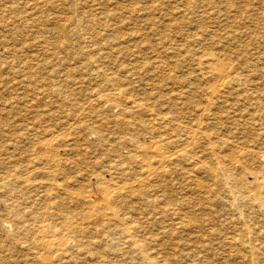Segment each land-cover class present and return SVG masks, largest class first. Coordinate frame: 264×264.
<instances>
[{
  "label": "rangeland",
  "instance_id": "374dc122",
  "mask_svg": "<svg viewBox=\"0 0 264 264\" xmlns=\"http://www.w3.org/2000/svg\"><path fill=\"white\" fill-rule=\"evenodd\" d=\"M198 1L202 2V3H199ZM198 18H200V19H198ZM58 28L61 30L62 33H60V30ZM195 32L202 33V39H200V40L199 39H195V37H193V36H195ZM208 50L211 53L213 52V53H215V54H217L219 56L221 55L220 56V58L222 57L221 60H223V61H225L227 63H229L231 61V65H230V63L228 64V65H230L229 66V73H228L229 75H228V77L229 78L233 77V76L234 77H233V79H231L229 81H228V77L225 78L226 81L229 83V85L226 82V84H224V86H226V87L222 86V88L220 87L221 89L219 88V90H217L218 95H216V96L218 98L215 97V99L217 98V101L215 99L213 100V102L216 101L215 102V106H213V105H212L213 107L211 106V108H212V109L210 108L211 111H209V113L206 115L208 117H205V115H204L200 119V118H196L197 116L199 117V114L197 112L199 111L198 109L201 108V106L203 104H205V99H207L205 93H207L209 91L208 87H204V86H207V85L209 86V84L211 82L213 83L215 78H216V75L214 73H211L210 71H207L208 69H206V67H205V66H207L206 63H207V60H209V58H202L201 59L202 61L200 60V63L202 62L201 63L202 66H201V64L199 65V61L196 59V57L201 56L202 53H204L205 51L209 52ZM239 60H241L242 62L239 61ZM192 61L197 62V63L195 64ZM235 62H237V63H235ZM254 63H255L256 67L254 66ZM84 65H86V67ZM243 65L246 68L242 67ZM250 65H252V66H250ZM87 66H88V68H87ZM232 66H234V67H232ZM96 67L98 69H96ZM253 67H254V71L255 70L256 71L255 72L253 71V73H252L251 71L253 70ZM79 68H81V69H79ZM90 68L93 69L94 71L91 70ZM200 68H202V69H200ZM241 68H243V69H241ZM74 69H75L76 72L73 71ZM84 69H85V72H84ZM235 69H237V71H240V72L235 71ZM257 69H259V70L257 71ZM99 70H103V72L101 71L103 74L100 73ZM104 70L106 71V73L104 72ZM244 70H246V72H244ZM92 74H93V76H92ZM205 74H206V76H205ZM212 74H214L215 77ZM238 74H239V76H238ZM60 75H61V77H59ZM209 75H210V77H209ZM211 75L213 77H211ZM259 75H261V76H259ZM262 75H264V0H195V2H194V0H0V129L6 128L7 126L16 125V124H18V125L20 124L21 125V123L22 124H26V126H31V124H33V125H35V128H36V130H34L35 132L33 131L34 134H35L36 139L37 138L38 139H41V138H45L46 139L47 137L48 138H52L51 140L54 139L52 141L53 146L50 149L53 150V152H57L58 155L63 152L62 155H61L62 157L59 155L60 158L62 159V161H61L62 165H60V167L58 168V166L55 165V162H52V161L50 162V160L49 161H43V160H45V158H48L46 156H48L49 153L45 152L46 151L45 149L38 148V145H37V147H36L37 152L39 151V153H42L43 157H45L44 159L42 158V160H41L42 162H40V164L44 165L43 163H46L47 165H45V166H47V167H45V166L44 167L47 168V170H45V172L48 171V170H50V172L49 171H48V173L42 172V175H41V172L37 173L36 176H39V175H40V177L45 176V177H42V178L38 177L37 180L41 181V180H43V178H44V180L42 182H40V183H37V185L34 187L33 190H31V188L30 189L28 188L27 189L28 193H27V190L24 191V195H22V196H24L23 197L24 199L23 198L22 199H18L19 200L18 204L20 205L18 208L21 211H28V213L31 212L29 210H32V211L35 210V211H33V213H35L36 215L39 214V213L43 214V212H45L46 214L49 213V215H47L48 217L44 216L45 220H47V221H45V223L47 225H49V224L56 225L57 227L60 225L59 227L62 228L63 227V223H60V222H62L61 221L63 219L62 214L66 211V208L64 206L60 205V204L58 205V202L61 203L62 202L61 199L65 198L64 194L66 193V191H69V190L70 191H74L77 188H79L80 190H83L85 192L87 191L86 193H89L90 195H92V194H94V192H96V188H95L96 187V183H95L96 182V180H95L96 177L105 178V179H108V180H110V178H112L111 181L120 180V181L126 182L127 179H129L128 175H123V173H120L121 169L123 170L124 167L125 168L127 167V170L130 171L131 167H132V170L135 171V173H137L138 169H139L137 165H135L136 166L135 167L134 163L131 162L132 161L131 160V153L133 154L135 152L133 149L137 150L136 147H138L139 144H141V145H142V143H147L148 144L150 142V140L151 141H155L157 138L161 139V135L163 134V132H164V134H165V132H166V134L170 133V135H168V136H171L172 140L179 139V140H177L178 142L180 141L179 145L181 143L185 142V139H186V142H187L190 139L188 136H186V135L184 136L185 131L187 129L186 130H182V129H184L185 126L186 127L191 126L195 121H197V119L202 120V122H203L202 129L204 128L206 130V131L204 130L205 132L208 131L207 132L208 134H212V136H211L212 143L216 147H217V144H218V149L221 148L223 153H226L229 150V148L228 149L226 148L228 146L221 147V145H219L220 139L222 137H223L222 138L223 140L227 139L229 141L231 139V141H229V142H233L234 141L233 144H235L236 142L244 141V140H241V139H244V138L245 139L246 138L249 139L248 137H250L253 134V132H254L253 136L250 137L253 141L251 139L248 140L246 145L247 146L249 145L250 148L253 149V150H257L260 147L263 148L264 147V145L262 144V143H264V141H262V140H264V134L262 133L263 131L258 130L257 129V125L256 126L253 125L248 120V118H249L248 116L249 115L251 116V114H254L257 109L259 110L261 105H262L261 108L263 107L262 109L264 110V105H263L264 104V100H263L264 99V87H263L264 86V79H263L264 77ZM108 76H111V78H109ZM236 76H238L240 78H238ZM243 76H245V79H244ZM77 77H78V79H77ZM115 78L118 79V80H115ZM199 78H200V80H199ZM210 78H212V79H210ZM248 78H250V79L248 80ZM258 78H261V79H258ZM60 79L61 80L63 79V80L60 81ZM252 79H253V82H252ZM236 80H237V82H236ZM122 81H123V84L120 85V83H122ZM128 81H129V83L132 82L134 84L131 83L129 85ZM154 81H155V83H157L156 86L153 84ZM232 81H233V83H232ZM60 82H61L62 85L60 84ZM66 82L68 84H66ZM72 82H75V83H72ZM112 82L115 83V85H112L113 84ZM207 82H209V83H207ZM259 82H261L262 85ZM71 83H72V85L74 84L73 86L74 87L76 86V88L73 87V89H72L71 88ZM144 83H145V86H144ZM239 83H241V84H239ZM251 83H252V85H251ZM137 84L143 90L140 89L137 86ZM160 84H161V86H160ZM242 84H243V86H242ZM50 85H51V87H50ZM57 85H58L59 89H61V88L62 89L61 90H59L58 88L54 89V88L57 87ZM230 85H231L232 88L230 87ZM260 85H261V87H260ZM105 86L108 87L109 89L106 88ZM114 86L115 87H121L120 89H122V87L123 88L125 87L124 89H125V91H126L128 96L126 98L122 99V101L124 100L123 102L120 101V100L116 101V99L112 98V97H109V98L108 97L107 98L104 97V99L101 98V99H98V100H94V102L91 101V98L92 99L96 98L95 94H93V93H95V92L99 93L98 90L101 89L102 91L100 92V94H105L109 90H111V88L112 89L115 88ZM129 86L131 87V89H130ZM158 86H159V88H158ZM162 86H163V88H162ZM193 86H195V87L197 86L196 89ZM234 86H236V87H234ZM244 86H245V88H244ZM254 86H255V88H254ZM52 87H54V88L52 89ZM149 87L150 88L152 87L151 88L152 90ZM198 87H199L200 90L198 89ZM69 88L71 90H73V91H71ZM136 88L137 89L139 88V89L137 90ZM153 89H155V90H153ZM188 89H189V91L192 89V91L189 92ZM236 89H237V91H236ZM244 89H247V90H244ZM127 90L129 92H127ZM156 90H158V91H156ZM159 90H160L161 93H159ZM182 90H184V91H182ZM196 90H198V91H196ZM223 90L226 91L227 93L224 92ZM232 90H234V91H232ZM251 90H253L254 92H252ZM66 91H67V93L64 94ZM90 91H91V94H90ZM130 91H132V93L134 92V94L138 95V96L137 97L133 96L134 94L130 93ZM143 91H145V92H143ZM146 91H147V93H146ZM153 91H156V92L153 93ZM180 91H181V93H180ZM185 91H187V92H185ZM202 91H203V93H202ZM228 91H229V93H228ZM235 91H236V93H235ZM255 91H257L258 93L259 92L260 93L263 92V93L262 94L259 93L260 95H258L257 92L255 93ZM57 92L58 93L61 92V93L58 94ZM88 92H89V94H88ZM150 92H152L153 94H150ZM176 92H177V94H176ZM40 93H42V94H40ZM77 93H78V95H77ZM143 94H144V98H143ZM237 94L243 95V96H240V98H238L239 100L235 101V103H233V101L235 100ZM129 95H130V97H129ZM169 95L172 96V97H170ZM173 95L175 97H173ZM245 95H247L248 97H246ZM253 95H255V97L257 99H259L258 100V104H257L259 107L258 106L256 107L255 104L253 103V101H251V98H254ZM256 95H258V96H256ZM140 96H141V98H140ZM158 96H161V97H158ZM188 96H189V98H188ZM203 96H204V98H203ZM223 96L225 97V99H224ZM19 97L22 98V100L18 101V99H20ZM133 97H135V98H133ZM163 97H164V99L166 98L165 99L166 103L164 102V99H162ZM86 98H88V99H86ZM160 98L162 100H159ZM185 98H186L187 101L185 100ZM230 98H231V100H230ZM137 99H138V101L140 100L139 103L143 104L144 107H145V109H143V110L142 109H139L140 111L137 110L138 115H137V113L135 114L134 111L131 112L129 110V109H132L131 108L133 106L132 102H138ZM188 99H190L193 104H190L191 102ZM220 99H221V101H220ZM223 99H224V102H223ZM3 100H4V102H3ZM82 100H83V104L81 103ZM105 100H106V102H105ZM125 100L127 101V103H125L126 102ZM145 100L147 101L146 103H145ZM156 100L159 101V102H157ZM175 100L177 101V103H176ZM200 100H201V102H203V104L200 102ZM225 100L227 101V103H226ZM103 101H104V107H103ZM114 101H116V102H114ZM161 101H163V102H161ZM12 102H16V103H12ZM109 102L112 103V104H109ZM148 102H151V103L149 104ZM180 102H182L184 104V106H182L183 104L180 103ZM196 102H198L199 104L196 103ZM244 102H246V103H244ZM254 102H255V100H254ZM75 103H77V106H76ZM128 103H129V105H128ZM170 103H172L174 105H172V104L170 105ZM220 103H221V106H220ZM240 103H242V104H240ZM97 104H98V106H97ZM114 104H115V106L113 108ZM118 104H119V106H118ZM157 104H158V106H157ZM194 104L195 105L198 104V105L195 106ZM79 105H82V106L79 107ZM120 105H122V106H120ZM93 106H95L96 108L95 107L93 108ZM106 106L108 107L107 109H106ZM116 106H118L119 108H117ZM128 106H130V107H128ZM153 106H154V108H153ZM161 106H164V107H161ZM170 106L174 108V109L173 108L171 109L172 111H174V113L169 109V108H171ZM177 106H179V110H177L178 109ZM181 106H182L183 110H182ZM189 106H192V108H189ZM77 107L80 108V109H78ZM91 107L93 108V110H92ZM232 107H233V109H232ZM243 107H248V108H243ZM255 107L257 109H255ZM122 108H123V110H122ZM127 108H128V110H127ZM214 108H216V109H214ZM218 108H219V111H218ZM220 108H222V109H220ZM88 109H89V111H88ZM96 109L97 110L99 109V110L97 111ZM153 109H155V110H153ZM157 109H159V110H157ZM190 109L191 110L193 109L194 112L191 111ZM225 109L227 111H225ZM228 109H230V110H228ZM244 109L245 110L247 109L246 111H248V112H246ZM262 109H260V111H263ZM166 110H167V112H166ZM220 110H221V112H220ZM250 110L252 111V113H251ZM68 111H70V112H68ZM79 111L82 112V113H80ZM116 111L117 112L120 111L121 113L119 114ZM126 111H128V112H126ZM162 111L164 113H162ZM170 111H171V114H170ZM188 111H189V113H188ZM216 111H218L216 113L217 115L215 114ZM241 111H242V113H241ZM32 112H34L35 114H33ZM71 112H74V113L71 114ZM91 112H93L92 115H91ZM96 112H98V113H96ZM211 112L213 114H215V116H213V117H217L218 115H221V116L217 117V118H219V121L217 120V118H213L212 117V113ZM235 112H237L238 114L235 113ZM243 112H245V113H243ZM249 112L251 114H249ZM29 113H31V114H29ZM68 113H70L71 116ZM94 113H95V115H94ZM101 113H102V115H101ZM112 113L113 114L115 113V115L111 116ZM166 113H169L170 115L166 114ZM225 113L228 114V115L226 116ZM27 114H29V115H27ZM96 114H97V116H96ZM109 114H110V116H109ZM116 114H117L118 118L114 117V116H116ZM130 114L131 115L134 114V115H132V117H131ZM164 114H165V116H164ZM176 114H177V117H176ZM259 114H260V116H257L258 115L257 114L254 117L257 118V119H260V122H261V118L263 116V118H262V122H263L264 121V111L262 113H259ZM105 115H107L108 118ZM125 115H126V117H125ZM128 115H129V120H127L126 126H123L126 123V122H123L124 121L123 116L125 117V120H126ZM192 115H194V116H192ZM223 115H225V116H223ZM236 115L237 116L239 115V118ZM74 116H75V118H74ZM92 116L95 119L96 118L97 119L95 120ZM137 116H140V117H137ZM158 116H164L165 120H163V122L161 121L162 122L161 123L159 118H158ZM228 116L231 117L232 119L234 118L233 119L234 121L232 120L234 122V124L233 123L232 124H233V126L235 125L234 126L235 129H234V127H232V124H231L232 121H230V118ZM101 117L105 118L104 120H102V122L104 121L103 122L104 124L100 120ZM149 117H151V118H149ZM170 117H172V118H170ZM174 117H176V119ZM192 117H195V118L192 119ZM227 117L229 118V120L227 119ZM81 118H83V119L81 120ZM91 118L94 119V120H92ZM130 118H131V120H130ZM132 118H135V119H137V118L141 119L142 118V119H141V122H140L138 119H137L138 121H136L135 119H132ZM167 118L168 119L170 118V119L168 120ZM203 118H205L206 120L203 119ZM236 118H237V120H236ZM117 119H119V121H117V122H119V124L116 122ZM122 119H123V121H122ZM225 119H227V121L230 122L231 125L229 123H227V121ZM238 119H240V120H238ZM78 120L81 121L82 123L81 122L79 123ZM181 120H183V121L180 122ZM187 120H188L187 123L184 122V121H187ZM241 120H246L248 122H246V121L243 122L242 121L243 122L242 123V122H240ZM85 121H87V122H85ZM92 121H94V122H92ZM105 121H107V122L109 121V122L106 123ZM154 121L157 122V124ZM174 121H175V123H174ZM204 121H205L206 124L204 123ZM33 122L34 123L36 122V124H34ZM42 122H43V124L45 123L44 127H43ZM95 122L97 124H95ZM135 122H136L137 125L135 124ZM212 122H220V123H216L218 125L217 126V125H215V123H212ZM221 122L223 123V125H220ZM235 122H236V124H235ZM91 123H93L95 125H93V124L91 125ZM112 123L115 126H113ZM143 123L146 124V125H144ZM184 123H186L188 125H186V124L184 125ZM210 123H212V124H210ZM238 123L239 124L242 123L241 124L242 126H245V124H246V126L243 127V129H245V130L248 129V130L245 131L246 135H244L245 132H244L243 129H241L242 128L241 125L238 126L239 125ZM77 124H79L80 127ZM82 124H84V125H82ZM128 124L129 125L131 124V127ZM164 124L166 125L167 128H169V129L173 128V129L169 130L166 127L164 129V126H165ZM105 125L106 126L108 125L107 128H105L106 127ZM127 125H128V127H127ZM155 125L157 126V130L155 128L156 127ZM160 125H162V126H160ZM204 125H206V126H204ZM209 125H212V127L210 128ZM251 125H252V127H250ZM46 126H50V127H48L46 129ZM89 126H93V127H89ZM111 126L114 127V130H111V129H113ZM138 126L140 128V132L143 135H141L137 131V130H139ZM147 126H148V128L146 129ZM226 126H227V128H226ZM228 126H231V128L234 129L235 132L232 131L231 128L228 129ZM247 126H249L251 129L248 128ZM60 127H62V129ZM69 127H71V128H69ZM74 127H75V129L77 131H75ZM84 127H85V129H84ZM97 127H99L98 128L99 130L97 129ZM120 127L121 128L123 127L122 128L123 131L120 130L121 129ZM213 127H214V129H213ZM50 128H51V130H50ZM78 128H80V129H78ZM90 128L94 129L96 133L94 131H92V129H90ZM135 128H136V130H135ZM175 128L177 129L178 132L176 131ZM209 128H210L211 131L213 130L214 132L213 131L210 132V130H208ZM37 129H39V130L41 129V131H42L41 134H40V131L37 130ZM54 129L56 130L55 132H54ZM59 129H60L61 132L59 131ZM82 129H84V131ZM102 129H104V132L106 130V132L104 133ZM132 129H134V130H132ZM215 129H218V130L216 131ZM219 129H221L220 130L221 132L223 131V134L220 133ZM47 130H49V132L51 131L50 134H49V132ZM129 130H131L132 132L129 131ZM172 130L175 131L174 133H176L178 137H176V134H174L172 132ZM241 130L244 132V134H243V132ZM249 130H251V131H249ZM253 130H256V131H253ZM257 130H258V133H257ZM68 131H69V133H68ZM71 131L74 134H73L72 137H69L70 135H72ZM79 131H80V134H78ZM99 131H101L102 133L99 132ZM236 131H238V132L241 131L240 132L241 134H239ZM260 131H261V133H260ZM37 132H38V134H37ZM130 132H131L132 135H134L133 137L135 139L136 138L138 139V143H136V142H135V144L134 143H127L125 141H124L125 143L121 142V140L124 137L127 138L130 135ZM144 132H145V134H144ZM53 133L56 134V135H54ZM57 133H58V135H57ZM66 133H67V135H66ZM98 133L99 134L101 133L100 137L98 136L99 135ZM111 133H113V134H111ZM151 133L153 134V136H152ZM160 133H161V135H160ZM178 133H180V134H178ZM214 133H215V135H214ZM236 133H238L239 135L238 134L235 135ZM249 133H250V136H249ZM43 134L44 135L47 134V135L44 136ZM59 134H61V135H59ZM102 134H105V135H102ZM125 134H127V135H125ZM135 134H136V136H135ZM154 134H155V136H154ZM157 134H158V136H157ZM220 134H221V137H220ZM65 135L67 136L66 138H65ZM77 135H79L81 137H79ZM109 135H112V136H109ZM144 135H146L147 137L144 136ZM240 135L242 136V138H240L241 137ZM0 136H1V134H0ZM56 136H58V137H56ZM97 136L99 138H97ZM106 136H108V137H106ZM137 136H139V137L143 136L142 137V139L144 138L142 140L143 142L141 141V138H139ZM235 136H237V137H235ZM238 136H240V137H238ZM30 137L31 136L28 137V141L31 140V142H33L35 137L34 138H32L33 136L31 138ZM227 137H229V138H227ZM82 138L83 139L86 138V139H84L82 141L81 140ZM114 138H116V139H114ZM218 138H220V139H218ZM69 139H71L72 141L69 140ZM100 139H102V140H100ZM145 139H147L148 141L145 140ZM214 139H216V140H214ZM65 140L68 143L64 144L66 142ZM77 140H79V141L76 142ZM85 140L88 141V142H85ZM23 141H25V140H23ZM59 141H60V143H59ZM73 141L76 142V143H73ZM105 141L112 148L109 147V145H107V144L105 146ZM201 141L200 140L199 141L196 140L195 143H193L194 145L193 144L189 145V149H188L189 156H191L193 154L192 152H195V151L196 152L194 154L197 155L196 156V155L193 154L194 155V156L192 155L193 158L189 157L190 158L189 160H192L193 162L192 161L190 162L189 160H185V159H180L177 162H176V160H174L173 162H171L169 164L168 163L165 164L167 167L164 166V168H163V170L161 172L153 174L149 178V179H151V181L150 180H146V181L142 182L143 184L140 183V184L136 185L137 188H138L139 185H140L139 187H143V188H148L146 186H149L148 191H147V189H143V188L142 189L140 188L139 191L137 189L136 190H137L138 193H141V194H142V192L143 193H147L148 192L147 194H150V193L153 192L152 194L149 195L155 201V202L151 203V204H153L152 207L149 208V206H151V204L147 203V205H149L147 207L149 209H147L144 206V205H146L145 202H143V204L141 206H138L137 202H138L139 196H135L134 197V196H130L131 195L130 193H126V194L124 193V194H121V197H120L121 199L124 198V199L121 200V203L125 200L124 204L126 203L125 205L128 206V207H126L122 203L123 206H121V207L123 209L121 208L122 209L121 211L123 213L122 212L121 213L122 214L125 213L124 216L127 215L126 217H128L127 219H128L129 222L130 221H132V223H137L138 222L139 224L141 223L140 225H142V226H145L148 223V225L151 226L152 229L149 228L148 225H147L148 228H147V226H145L147 232L149 231V233L146 234L147 237L149 235H151L153 232H155L153 234L157 233L160 236H162V237H160V240L162 241L164 239V242H165V243H163L164 245L162 247H164V248L166 246L167 247L165 249L161 247L163 250L158 249L160 251L159 254L162 255V256H160L159 254H157L158 262L160 263L161 262L160 260H162V262L160 264H171L170 262H172V261H169V260H173V259H174L173 260L174 264H187V263L188 264H196V263H194L195 260H196V262H199V259H201V262H199V264H206V263L207 264H214V263L215 264H219V263H221V264H232V263H235V262L237 264H250V263L254 264L251 260H250L251 262L249 261L250 263L248 262L249 254L245 253V251L243 249H240L241 252H238L236 250V248H235L236 252H238V254H236V252L234 250L235 246L230 244V243H228V242L226 243L227 240L225 239V237H229V236H226V234L227 235L236 234L235 236L238 238L239 235H237V234H238V229L240 227L239 226L240 224H238L236 222L235 223V227L232 225V224H234L235 220H233L234 216H233L231 210L230 209L228 210V208H229V207H227L228 203L225 202L227 198L225 199L226 195L224 194L223 188L217 183H216V185H214V184L212 185V186H214L213 188L211 186V184L213 183V182H211V180H212L211 179V175H209L210 173L206 171L207 167L205 168V166H209V164L212 162V160L209 159L210 156L207 155V152H208L207 148H210L211 146H208L210 144H208L206 141H202V142ZM217 141H219V143H217ZM259 141H260V143H259ZM26 142H27V140H26ZM70 142H72V143H70ZM108 142H110V143H108ZM139 142H141V143H139ZM252 142H254V143H252ZM82 143L84 144V147L87 146L88 149L85 148V150H84V148H82L83 147ZM250 143H251V145H250ZM26 144H28V143H26ZM75 144H77L78 148H77V146H75ZM252 144H255V145H252ZM260 144H261V146H260ZM72 145H74V146H72ZM80 145H82V146H80ZM88 145L90 147V151H88L89 150ZM93 145L95 147H98L99 149L98 148L95 149V147ZM115 145H116V147H115L116 150L113 148V146H115ZM184 145L185 144H181L180 147L184 146ZM205 145H207V146H205ZM59 146H61V147H59ZM65 146L67 148H65ZM120 146H121V148H119ZM132 146H134V147H132ZM71 147H72V149H71ZM123 147H125V149H123ZM75 148H76V151L74 150ZM91 148H92V150H91ZM106 148H108L107 149V150H109L108 152H107ZM202 148H205V149L203 150ZM224 148H226V149H224ZM55 149H56V151H54ZM57 149L59 150L60 153L58 152ZM62 149H64V150H62ZM111 149H113V150H111ZM119 149H122V150H119ZM130 149H132V150L129 152ZM191 149L192 150L196 149V150H193L191 152ZM197 149L198 150L200 149L199 150L200 152H197L198 151ZM231 149H233V148H231ZM51 150H49V151L51 152ZM125 150H127V152H125ZM203 151H205V152H203ZM79 152H80V154H78ZM83 152H84V155H83ZM86 152H88V153H86ZM117 152L119 153V155L122 154L121 156H123V157L119 156ZM45 153H47V154L44 155ZM85 154H87V155H85ZM88 155H90V156H88ZM113 155H115V156L113 157ZM67 156H69V157H67ZM207 156H208V158H207ZM65 157H66V159H65ZM116 157H118L119 159L116 158ZM120 157H121L122 160L120 159ZM202 157H205L208 160H206L205 158L203 159ZM114 158H115V161L113 160ZM202 159H203L204 162L202 161ZM260 159H261L260 162L263 163L264 158L262 157ZM63 160H66V161H63ZM79 160L82 161L83 164H82V162L80 163ZM109 160L111 161V164L109 163L110 162ZM210 160H211V162H210ZM70 161H72V162H70ZM92 161H93V163H91ZM94 161L99 162L101 165L99 163L96 164V162H94ZM75 162H77V163H75ZM112 162H114L115 165ZM196 162H197V164H196ZM175 163H177V164H175ZM185 163H187V164H185ZM204 163H205V165H204ZM213 163H214V161L212 162V164ZM244 163L245 164L247 163V167L252 169V170H254V169L256 170L257 168L258 169L261 168V169L264 170V167H263L264 165L261 166L259 164L258 165L259 167H257L256 166L257 164L256 165L253 164L254 166H256V167H254L249 161H247V162L244 161ZM249 163L251 164V166H250ZM90 164H93L94 166H92ZM180 164L181 165L184 164V165H182L183 167ZM199 164H200V166H199ZM68 165H70V167H68ZM83 165L86 168H84ZM96 165H97V167H96ZM118 165L123 166V167L122 168H117L116 166H118ZM187 165H189L190 167L187 166ZM102 166H105V167H102ZM106 166H107V168H106ZM191 166H192V168H191ZM52 167H53V169L51 170ZM55 167H56V170H55ZM67 167L69 169H67ZM80 167H82L81 170L85 171L87 174L85 172L82 173V171L80 170ZM87 167H90V168H87ZM184 167H185V171H183ZM196 167H197V169L194 170V168H196ZM72 168H74L73 169L74 171L72 170ZM169 168L172 169V170L168 171ZM176 168H177V171H175ZM198 168H200L201 170L202 169H204V170L201 171ZM75 169H78V170H75ZM90 169H92V170H90ZM58 170H60V171H58ZM93 170H94V172H93ZM97 170H99V171H97ZM114 170L116 171L115 174H114V172H115ZM62 171L63 172H67L66 175ZM103 171H105V172H103ZM180 171H181V173H178ZM198 171H199V173H197ZM60 172H62V173L59 174ZM73 172H76L77 174L73 173ZM169 172L170 173L172 172L171 174L174 173L173 174L174 176L173 177L170 176L171 174L169 175ZM206 172L208 173L209 177L206 176L207 175ZM50 173H52V175ZM176 173H178L180 176L176 177V176H178V174L176 175ZM185 173L188 174V175H186ZM203 173H204V175H203ZM63 174L65 175L64 176L65 178L62 177ZM112 174H113V176H112ZM157 174H158V179L159 180L156 179L157 178V176H156ZM182 174H183V176H182ZM200 174L202 175V177H201ZM49 175L52 176V177H50ZM58 175H60V176H58ZM92 175H94V176H92ZM129 175H131V174H129ZM184 175H186V176H184ZM197 175L200 176L201 178L198 177ZM36 176H35V178H36ZM70 176H71V178H70ZM83 176H85V177H83ZM161 176L162 177L164 176V177L162 178ZM181 176H182V179H181ZM59 177H60L61 180H59ZM160 177L162 179H165V180L160 179ZM207 177H208V179H207ZM74 178L77 179L80 182V184H79L78 181L75 182ZM153 178L155 180H153ZM189 178H191V179H189ZM192 178H194V179H192ZM64 179L66 180V182L63 181ZM67 179H72L73 181L72 180L70 181V180H67ZM86 179H88L89 181L86 180ZM131 179H132V177H131ZM173 179H174V181H173ZM180 179L183 182L180 181ZM157 180H158V182H157ZM167 180H168L169 183L167 182ZM61 181L63 183H60ZM85 181L88 182V183H86ZM195 181H198V184ZM207 181L208 182L210 181L209 184H208ZM57 182H58V184H57ZM68 182L71 183V184H69ZM77 182H78V184H77ZM81 182H85V183H81ZM150 182L154 183V188H151V185L153 183L151 184ZM163 182H164V184L162 185L161 183H163ZM176 182L179 183V184H177ZM74 183H75V185H78V186H75ZM157 183L159 185L161 184L163 188L161 187V185L160 186L157 185ZM180 183H181V185H180ZM192 183H194V184H192ZM54 184H56L57 186L56 185L54 186ZM64 184H65L66 187L64 186ZM144 184H145V186H144ZM155 184L157 185V187H156ZM176 184H177V186H176ZM182 184H183V186L185 188V189L183 188L184 190H182V188H181V187H183ZM190 184H192V185H190ZM196 184L198 185V187H197ZM45 185H47V186H45ZM67 185H69V186L72 185V187L68 188ZM193 185H194L193 188L196 187L193 190L194 191H198V193L200 192L199 194H197V192H195L196 193L195 194L194 191H192V187L191 186H193ZM40 186L46 187V189L43 188V187H40ZM73 186H75V187H73ZM165 186L167 188H165ZM168 186H169L170 190H168ZM185 186H187V187H185ZM215 186H217L218 189H216L217 187H215ZM136 187H134V188H136ZM39 188H42V190L44 192L41 189H39ZM87 188H88V190H87ZM91 188L93 189V191H91ZM155 188H157V189H155ZM159 188H161V189H159ZM178 188H181V189H178ZM190 188H191V190H190ZM47 189H49V191L50 190L51 191L49 192V191H47ZM64 189H67V190L65 191ZM79 189H77V190H79ZM197 189H199V190H197ZM202 189H205L206 191L202 190ZM211 189H212L213 192L211 191ZM36 190H37V192H36ZM156 190H158V192ZM171 190L173 191L174 194H172ZM176 190H177V192H176ZM180 190H182L185 193V195ZM186 190H188V191H186ZM222 190H223V192H221ZM33 191H34V194H33ZM162 191H163V194H164V196L162 198L160 197L162 195L154 197V195H158V193L162 194ZM201 191H203V192L201 193ZM38 192H39V194H38ZM40 192H42V193H40ZM47 192L49 194H47ZM53 192H54V194H56L55 196H54ZM164 192H166L167 194H165ZM175 192L177 193V196H176ZM209 192H210V195H209ZM219 192H220L222 197L225 196L224 199H222V197H220V194H218ZM170 193H171V195H170ZM205 193H207V194L205 195ZM61 194H62V196H60ZM191 194H192V197H193V194H195L196 197L194 196L192 198L190 196ZM200 194H202V195L200 196ZM26 195H27V198L25 197ZM32 195H34V196H32ZM182 195L185 196V198L182 197ZM188 195H189V197H188ZM125 196L127 197L126 199H125ZM171 196H173V201H172V199H170ZM174 196H176V198ZM213 196L215 198H213ZM43 197H44V200H46V201L43 200ZM54 197H57V199L56 198L54 199ZM156 197H157V200H155ZM186 197L189 198V200ZM201 197L203 199H201ZM158 198L163 199V201L165 200V202L169 203V205H170V203L174 202L175 200H177V201H175L174 203H176L179 200H182L184 198V200H182V202L180 204L176 203L174 205V203H172L170 205V207L173 208V209H174V207H176L177 209H175V210H177V212L180 210L178 212L179 214L175 215V217L174 216L171 217V215L166 217V216H157V215L153 214L154 210L156 212H158L156 210L157 208H155V206L158 207V205H160L161 202H162L163 206H166V205H167V207L169 206L167 203L163 202L162 200H160ZM191 198H192V200H190ZM51 199H53V201ZM58 199H60L61 201H59ZM135 199H137V200H135ZM207 199L208 200L211 199V200L208 201ZM20 200H23V201L21 202ZM139 200H140V198H139ZM168 200H171L172 202L171 201L169 202ZM28 201H30V202H28ZM63 201L65 203L69 204V206L66 204L68 207H70V208H67V212L78 210V208L75 209L76 205L74 203H68L67 200H64V199H63ZM195 201H198V202L196 203ZM31 202L34 203V204L32 205ZM37 202H40V203L37 204ZM44 202L46 203V205H45ZM189 202H191V203H189ZM201 202L202 203L205 202L204 203V206H205L204 208L202 207L203 205H202ZM130 203H135V206H134V204H131L132 206H130ZM194 203H195V205L196 204L197 205L192 208L191 206H193V205H191V204H194ZM220 203H221V205H219ZM1 204H2V206H1ZM185 204L187 205L186 209L183 208V206L186 207ZM198 204H199V206L201 208L197 207ZM215 204H216V206H215ZM21 205L25 206V207H22ZM28 205H29V208H26V207H28ZM34 205L39 206V207L35 208L36 206L34 207ZM40 205H41V207H40ZM43 205L46 206L45 207L46 209L44 208ZM136 205L138 207H140L139 210L137 209ZM222 205H224V207L226 206L225 207L226 209ZM32 206L35 209L31 208ZM49 206H52V207H49ZM133 206H134V208H132ZM189 207L192 208V211L189 210V209H191ZM210 207L213 208V210ZM39 208H42V209H39ZM60 208H61V213L62 214L59 213L60 212V210H59ZM129 208H131V209H129ZM220 208H221V211L223 209H225V211H222V213H221V211L219 210ZM48 209L49 210H53V211L48 212ZM136 209H137L138 212L142 213V214L140 213L141 216H140L139 213H136L137 216L134 215V217H133V214H135L134 211H136ZM141 209H143V210H141ZM187 209L189 211H187ZM205 209H207V210L205 211ZM126 210H128V212ZM149 210L151 212L150 213L151 215H149ZM6 211H7L6 204H4L3 201H0V213L2 212L0 214V218H4V216H6L8 218V220H11L12 219L11 218L12 214L8 215ZM54 211L56 213H52ZM124 211H126L127 213L124 212ZM199 211H202V214L204 212V216H205V214L207 212L210 213V214L207 213V215H206L207 217L205 216V218L207 220L204 218V216H202L201 212H199ZM219 211H220V215H219ZM57 212H58V214H57ZM187 212H188V214L192 213L194 215L193 216L191 215V218L188 219L190 214L189 215L187 214L188 216L185 215ZM182 213H184V214H182ZM216 214L218 215V218L217 217L215 218ZM146 215H149V216H146ZM152 215L153 216L155 215L156 218L158 217L159 220H160V218H162L161 220L163 221V223H161L162 222L161 220H160V223H157V222H159V220H157L155 218V216H154V219H153ZM195 215L200 216V217L197 218V216L195 217ZM210 215H212V216H210ZM222 215H224V216L222 217ZM58 216H59L60 219L58 218ZM131 216H132V218H130ZM179 216H180V219L177 220L179 218ZM226 216H227V218H226ZM230 216H232V217H230ZM201 217H202V219H201ZM133 218H134V220H132ZM144 218H147V222H146V220ZM182 218L184 219L183 221H182ZM196 218L199 219V220H196ZM208 218H211L212 220L214 218V222L215 223L213 221H211V219H208ZM219 218H221L224 221H222ZM193 219L195 220V222L193 221ZM58 220H59V222H58ZM140 220H142V221L140 222ZM151 220H152V222H151ZM169 220H171V221H169ZM174 220H175V222H172ZM202 220H204V221H202ZM229 220H231V221H229ZM177 221H178V223L180 221L184 222L183 226L186 223L185 224L186 227L183 228V226H182L183 229L179 230L178 227L181 228V225L180 226H176V225H179V224H177ZM188 221H190V222H188ZM207 221H209V222H207ZM225 221H226V223H225ZM166 222H168V223L172 222V224H170V223L168 224ZM199 222H200V224H199ZM212 222L214 223L215 226H214V228H212L210 230L211 231L210 232V231H208L207 228L213 227V223ZM22 223H24L25 225L22 224ZM138 223H137V225H139ZM150 223H152L153 225H150ZM175 223H176V225H175ZM196 223H198V224H196ZM223 223L226 224V225H224ZM12 224H14V223H12ZM18 224H17L18 227H23V226L27 227V225H29L30 223L26 224V222L22 221V222H19ZM57 224H59V225H57ZM157 224H158V226L156 227ZM159 224H160V227H159ZM166 224H168V226H166ZM202 224H204L205 226L202 225ZM211 224H212V226H211ZM161 225L162 226L164 225V226L161 227ZM172 225L175 226V227H173ZM198 225H200V226L202 225L201 228H200V226H199V228H197L196 226H198ZM0 226H1L0 227L1 228L0 229V231H1L0 232V236H2V237H0L1 238L0 239V242H1L0 243V247H1V249H3V247H4V250H2V252H0V259H1L0 263L1 264H4V263L5 264H7V263H9V264H29L31 262L30 264H38V263H34V262H36L35 261L36 260V258H35L36 256H35V253H34L35 248L33 249V246L35 247V244L32 243L31 241H35V239H33V237H32L34 235H30L33 230L22 231V230L19 229L17 231V229H15V228L12 229V227L14 226L13 225L10 228L11 230L8 233V232H5L6 230H3L1 221H0ZM153 226H154V228H153ZM14 227H16V225ZM167 227H169V228H167ZM189 227H191L190 230H189ZM31 228H33V227H31ZM170 228H172V229H170ZM174 228H176V229H174ZM228 228L229 229L232 228L230 230V232L228 231L229 230ZM155 229H158V230L155 231ZM167 229H170L171 231L167 230ZM201 229H202V231H201ZM223 229H226V230L228 229V230L226 232V230H223ZM214 230H216V232H214ZM168 231H170L168 233L170 236L168 234H165ZM173 231H176V232H173ZM179 231L183 232V233H180ZM192 231H193V236L191 237V235H192L191 232ZM205 231H206V235H205ZM10 232L12 233V236H11ZM171 232H172V234H170ZM178 232H179L180 235L178 234ZM198 232L202 233V234L200 235ZM184 233H185V235L186 234L187 235L186 236L183 235ZM13 234H14V236H13ZM19 235H20V237H19ZM174 235H176V236H174ZM26 236H28L29 238L26 237ZM197 236H199V237H204L205 236V237L203 238V240H202V238H199L197 240V238H196ZM208 236H210V237H208ZM218 236H222L223 238L222 237H218ZM6 237H8V238H6ZM169 237L171 238V240H170ZM158 238H159V236H158ZM176 238H180V239L178 240ZM183 238H184V240L187 239L188 241L186 240L185 241L186 243L182 242V241H184ZM210 238H211V240H210ZM17 239L20 242L22 241L21 243L24 244V245H21L20 242H17L18 244L15 243L17 241ZM207 239H209V240H207ZM172 240H174L176 242H172ZM194 240H196V241L193 243ZM166 241H168V242H166ZM191 241H192V244H189V243L187 244V242L191 243ZM197 241L200 242L199 244L201 246L198 244ZM204 241H205V243L207 242V244L211 243L210 245H208V248L206 246L207 244L203 243ZM212 241H214V243ZM3 243H4V245H3ZM10 243H12V244H10ZM172 243H173L174 246H172ZM28 244L29 245L31 244L30 246H31V248L33 250L30 248V246ZM170 244H171V246H169ZM176 244H177V247L175 246ZM197 244H198V246H197ZM220 244H222V246H220ZM211 245L214 248L209 247ZM223 245H224V247H223ZM229 245H230V248H228ZM7 246H8V248H7ZM193 246H195V247L197 246L196 250H195V247H193ZM225 246H227V247H225ZM13 247L16 248V250ZM111 247H113V245ZM111 247L108 246V245L99 244L97 246V248H96V251L92 252L93 254H89V255L88 254L87 255L86 254H81V255L84 256V257L82 256L83 258L81 257V255H78L79 257L75 256V258L73 259L72 264H75V263L76 264H90V263L91 264H96V263L97 264H104L103 262H105V263L107 262L106 264H115L116 260H118L117 264H122V263L123 264H132V262H129V257L131 255H130V253H128L127 249L124 250L126 252L117 250L118 251V253H117V251L115 249L111 248ZM181 247L182 248L184 247L182 249L184 252L181 250ZM199 247H200V250H199ZM201 247H203V248H201ZM5 248L7 249V251H6ZM226 248H227V250H226ZM9 249H11L12 252L14 250V254H12L11 250L9 251ZM27 249L29 250V252L27 251ZM111 249H113V250H111ZM153 249L156 250L155 247ZM190 249H191V252H190ZM216 249H217V251L220 252V254H219V252H217V253L215 252ZM228 249H230V251H228ZM168 250H169V252H168ZM194 250L196 252H198L199 254L201 253V256L198 253H196ZM209 250H210V253H209ZM98 251H100L101 253L98 252ZM110 251H112L113 254ZM178 251H180V252H178ZM204 251L208 255H206V254L203 255ZM22 252H25V253H22ZM187 252L190 253V254H188ZM224 252H226V253H224ZM242 252H243V254H241ZM96 253H97V255H96ZM99 253L101 254L100 256L98 255ZM125 253H126V255H125ZM176 253L178 254V256H177ZM221 253H223V254H221ZM25 254H28V255H25ZM117 254H120V255L117 256ZM166 254H169V255L172 254L171 255L172 259L170 258V256H168V255L166 256ZM191 254H193V255H191ZM210 254H212V255L210 256ZM226 254H227V256H226ZM95 255L98 258H96ZM236 255H238V256H236ZM106 256L110 260L107 259V261H104L106 259ZM189 256H190V259H189ZM192 256H194V257L192 258ZM196 256H198V258H199L198 260L196 259L197 258ZM215 256H217V257L215 258ZM103 257H105V259ZM123 257H125V258L127 257V259H125ZM175 257L177 259H175ZM220 257H222V258H220ZM223 257H225V258H223ZM246 257L248 259H245ZM78 258H80L79 259L80 261L78 260ZM90 258H91V260H89ZM183 258H186V259L183 260ZM211 258H212V261H211ZM97 259L99 261L96 262L95 260H97ZM167 259H169V260H167ZM204 259H206V260H204ZM220 259H222L223 262H221ZM241 259H242V261H241ZM108 260L111 261V263ZM225 260L226 261L228 260L227 261L228 263ZM230 260H232V261H230ZM173 262H172V264H173Z\"/></svg>",
  "mask_w": 264,
  "mask_h": 264
},
{
  "label": "bare ground",
  "instance_id": "6f19581e",
  "mask_svg": "<svg viewBox=\"0 0 264 264\" xmlns=\"http://www.w3.org/2000/svg\"><path fill=\"white\" fill-rule=\"evenodd\" d=\"M194 2H195V0H194ZM199 2V1H198ZM199 3H202V2H199ZM199 6V5H198ZM201 7V6H200ZM31 10V9H30ZM208 13V12H207ZM200 17V16H199ZM198 19H200V18H198ZM79 22V21H78ZM81 24V23H80ZM79 25V24H78ZM59 29V28H58ZM60 30V29H59ZM60 33H62L61 32V30H60ZM193 37H195V39H202V33H199V32H195V36H193ZM88 41V40H87ZM207 51V50H206ZM204 52V53H202V55L201 56H198V57H196V59L199 61V65L202 63H200V60L202 59V58H209V60H207V63H206V65L207 66H205L206 67V69H208L207 71H210L211 73H214L215 75H216V78H215V80H214V82L211 84H209V86L207 85V86H204V87H208V92L207 93H205L206 94V98L207 99H205V104H203V102H201V100H200V102L203 104L202 106H201V108H199L198 110V114H199V117L197 116L196 118H202L204 115H205V117H208V116H206L208 113H209V111H211L210 110V108H211V106L213 105V106H215V102L217 101V96L216 95H218V92H217V90H219V88L221 87L222 88V86H224V84H226V79L225 78H227L228 77V73H229V66L231 65V61L229 62L230 63V65H228L229 63H227V62H225V61H223V60H221V58H220V56L219 55H217V54H215V53H211L209 50V52ZM197 54V53H196ZM84 57V56H83ZM193 59V58H192ZM195 59V58H194ZM229 59V58H228ZM196 60V61H197ZM197 61V62H198ZM202 61V60H201ZM238 61V60H237ZM239 61H241V60H239ZM248 61V60H247ZM192 62H194V61H192ZM197 62H194L195 64L197 63ZM206 62V61H205ZM242 62V61H241ZM255 62V61H254ZM235 63H237V62H235ZM240 63V62H239ZM244 63V62H243ZM242 63V64H243ZM246 63V62H245ZM263 63V62H262ZM234 64V63H233ZM259 64V63H258ZM245 65V64H244ZM242 66V67H245V66ZM260 65V64H259ZM85 67H86V65H84ZM201 66H202V64H201ZM236 66V65H235ZM250 66H252V65H250ZM249 66V67H250ZM254 66H255V63H254ZM84 67V68H85ZM232 67H234V66H232ZM237 67V66H236ZM256 67V66H255ZM87 68H88V66H87ZM102 68V67H101ZM240 68V67H239ZM246 68V67H245ZM261 68V67H260ZM79 69H81V68H79ZM91 69V68H90ZM96 69H98L97 67H96ZM200 69H202V68H200ZM234 69V68H233ZM232 69V70H233ZM241 69H243V68H241ZM248 69V68H247ZM256 69V68H255ZM78 70V69H77ZM91 70H93V69H91ZM249 70V69H248ZM247 70V71H248ZM251 70V69H250ZM259 69H257V71H258ZM73 71H75V69L73 70ZM90 71V70H89ZM94 71V70H93ZM97 71V70H96ZM100 71V73H102L103 72V70H99ZM98 71V72H99ZM102 71V72H101ZM195 71V70H194ZM199 71V70H198ZM202 71V70H201ZM200 71V72H201ZM206 71V72H207ZM235 71H237V69H235ZM253 71H254V67H253V70L251 71L252 73H253ZM256 71V70H255ZM254 71V72H255ZM76 72V71H75ZM82 72V71H81ZM84 72H85V69H84ZM104 72L106 73V71L104 70ZM237 72H240V71H237ZM244 72H246V70H244ZM79 73V72H78ZM77 73V74H78ZM95 73V72H94ZM104 73V74H105ZM195 73V72H194ZM205 73V72H204ZM210 73V74H211ZM262 73V72H261ZM103 74V73H102ZM196 74V73H195ZM207 74V73H206ZM206 74H205V76H206ZM214 74H212L213 76H214ZM236 74V73H235ZM234 74V75H235ZM241 74V73H240ZM255 74V73H254ZM258 74V73H257ZM79 75V74H78ZM95 75V74H94ZM211 75V77H213ZM245 75V74H244ZM71 76V75H70ZM73 76V75H72ZM92 76H93V74H92ZM201 76V75H200ZM233 76V75H232ZM238 76H239V74H238ZM238 76H236V77H238ZM247 76V75H246ZM253 76V75H252ZM257 76V75H256ZM259 76H261V75H259ZM263 77H264V75H262ZM59 77H61V75L59 76ZM106 77V76H105ZM109 78H111V76H108ZM208 77V76H207ZM209 77H210V75H209ZM208 77V78H209ZM215 77V76H214ZM234 77V76H233ZM233 77H228V81L229 80H231V79H233ZM242 77V76H241ZM244 77V79H245V76H243ZM250 77V76H249ZM254 77V76H253ZM258 77V76H257ZM64 78V77H63ZM69 78V77H68ZM95 78V77H94ZM101 78V77H100ZM113 78V77H112ZM207 78V79H208ZM238 78H240V77H238ZM255 78V77H254ZM262 78V77H261ZM261 78H258V79H261ZM65 79V78H64ZM77 79H78V77H77ZM108 79V78H107ZM114 79V78H113ZM202 79V78H201ZM210 79H212V78H210ZM214 79V78H213ZM243 79V78H242ZM250 78H248V80H249ZM257 79V78H256ZM264 79V78H263ZM63 80V79H62ZM61 79H60V81H62ZM68 80V79H67ZM81 80V79H80ZM79 80V81H80ZM83 80V79H82ZM103 80V79H102ZM105 80V79H104ZM115 80H118V79H116L115 78ZM199 80H200V78H199ZM240 80V79H239ZM247 80V81H248ZM69 81V80H68ZM74 81V80H73ZM78 81V82H79ZM85 81V80H84ZM113 81V80H112ZM235 81V80H234ZM245 81V80H244ZM82 82V81H81ZM80 82V83H81ZM115 82V81H114ZM204 82V81H203ZM206 82V81H205ZM210 82V81H209ZM209 82H207V83H209ZM236 82H237V80H236ZM252 82H253V79H252ZM72 83H75V82H72ZM72 83H71V88L73 89V85H72ZM83 83V82H82ZM113 83V82H112ZM132 83V82H131ZM131 83H129V81H128V84L130 85ZM152 83V82H151ZM150 83V84H151ZM161 83V82H160ZM228 83V82H227ZM232 83H233V81H232ZM246 83V82H245ZM248 83V82H247ZM255 83V82H254ZM258 83V82H257ZM259 83H261V82H259ZM60 84H61V82H60ZM66 84H68L67 82H66ZM117 84V83H116ZM121 84H123V81H122V83H120V85ZM132 84H134V83H132ZM155 86H156V84L157 83H155V81H154V83H153ZM239 84H241V83H239ZM244 84V83H243ZM243 84H242V86H243ZM250 84V83H249ZM256 84V83H255ZM62 85V84H61ZM60 85V86H61ZM70 85V84H69ZM76 85V84H75ZM78 85V84H77ZM104 85V84H103ZM112 85H115V83H113ZM147 85V84H146ZM149 85V84H148ZM152 85V84H151ZM201 85V84H200ZM199 85V86H200ZM228 85H229V83H228ZM233 85V84H232ZM236 85V84H235ZM247 85V84H246ZM251 85H252V83H251ZM250 85V86H251ZM254 85V84H253ZM261 85H262V83H261ZM261 85H260V87H261ZM53 86V85H52ZM66 86V85H65ZM64 86V87H65ZM68 86V85H67ZM80 86V85H79ZM133 86V85H132ZM137 86H138V84H137ZM144 86H145V83H144ZM160 86H161V84H160ZM249 86V85H248ZM256 86V85H255ZM255 86H254V88H255ZM259 86V85H258ZM50 87H51V85H50ZM78 87V86H77ZM103 87V86H102ZM106 87V86H105ZM112 87V86H111ZM115 87V86H114ZM130 87V86H129ZM139 87V86H138ZM192 87V86H191ZM190 87V88H191ZM193 87H195V86H193ZM197 87V86H196ZM196 87H195V89H196ZM201 87V86H200ZM224 87H226V86H224ZM229 87V86H228ZM230 87H231V85H230ZM234 87H236V86H234ZM253 87V86H252ZM257 87V86H256ZM264 87V86H263ZM54 87H52V89H53ZM58 88V85H57V87L56 88H54V89H57ZM74 88H76V86L74 87ZM104 88V87H103ZM106 88H108V87H106ZM121 87H115V88H111V90H109L107 93H105V94H100V92L102 91L101 89L100 90H98V92L99 93H93V94H95V99L93 98H91V101H93L94 102V100H98V99H101V98H103L104 99V97H112V98H115L116 99V101L117 100H120V101H122V99L123 98H126L128 95H127V93H126V91H125V87L123 88L122 87V89H120ZM128 88V87H127ZM140 88V87H139ZM138 88V89H139ZM146 88V87H145ZM150 88V87H149ZM152 88V87H151ZM150 88V89H151ZM155 88V87H154ZM158 88H159V86H158ZM162 88H163V86H162ZM189 88V89H190ZM220 88V89H221ZM232 88V87H231ZM241 88V87H240ZM239 88V89H240ZM244 88H245V86H244ZM253 88V89H254ZM258 88V87H257ZM256 88V89H257ZM59 89V88H58ZM62 89V88H61ZM61 89H59V90H61ZM64 89V88H63ZM68 89V88H67ZM70 89V88H69ZM109 89V88H108ZM107 89V90H108ZM130 89H131V87H130ZM137 89V88H136ZM137 89V90H138ZM140 89H142V88H140ZM148 89V88H147ZM157 89V88H156ZM189 89H188V91H189ZM193 89V88H192ZM192 89L190 90V91H192ZM198 89H199V87H198ZM207 89V88H206ZM252 89V88H251ZM260 89V88H259ZM258 89V90H259ZM66 90V89H65ZM71 90V89H70ZM106 90V89H105ZM129 90V89H128ZM127 90V92H129ZM143 90V89H142ZM152 90V89H151ZM153 90H155V89H153ZM171 90V89H170ZM200 90V89H199ZM244 90H247V89H244ZM71 91H73V90H71ZM148 91V90H147ZM147 91H146V93H147ZM156 91H158V90H156ZM156 91H153V93L154 92H156ZM182 91H184V90H182ZM189 91V92H190ZM195 91V90H194ZM196 91H198V90H196ZM224 91V90H223ZM232 91H234V90H232ZM236 91H237V89H236ZM236 91H235V93H236ZM252 92H254L253 90H251ZM260 91V90H259ZM52 92V91H51ZM93 92V91H92ZM105 92V91H104ZM136 92V91H135ZM143 92H145V91H143ZM142 92V93H143ZM179 92V91H178ZM185 92H187V91H185ZM224 92H226V91H224ZM244 92V91H243ZM249 92V91H248ZM247 92V93H248ZM257 91H255V93H256ZM55 93V92H54ZM58 93V92H57ZM59 93H61V92H59ZM58 93V94H59ZM67 93V91L64 93V94H66ZM130 93H132V91H130ZM137 93V92H136ZM145 93V94H146ZM152 92H150V94H153ZM158 93V92H157ZM156 93V94H157ZM159 93H161L160 92V90H159ZM158 93V94H159ZM171 93V92H170ZM180 93H181V91H180ZM193 93V92H192ZM202 93H203V91H202ZM227 93V92H226ZM228 93H229V91H228ZM232 93V92H231ZM241 93V92H240ZM254 93V94H255ZM260 93V92H259ZM258 92H257V94L258 95H260V94H262V93H260L259 94ZM40 94H42V93H40ZM88 94H89V92H88ZM90 94H91V91H90ZM92 94V95H93ZM132 94H134V92L132 93ZM139 94V93H138ZM172 94V93H171ZM174 94V93H173ZM176 94H177V92H176ZM201 94V93H200ZM244 94V93H243ZM251 94V93H250ZM253 94V93H252ZM55 95V94H54ZM62 95V94H61ZM77 95H78V93H77ZM131 95V94H130ZM130 95H129V97H130ZM167 95V94H166ZM187 95V94H186ZM225 95V94H224ZM229 95V94H228ZM232 95V94H231ZM258 95H256V96H258ZM91 96V95H90ZM89 96V97H90ZM133 96H138V95H133ZM147 96V95H146ZM151 96V95H150ZM149 96V97H150ZM157 96V95H156ZM155 96V97H156ZM163 96V95H162ZM170 96V95H169ZM227 96V95H226ZM230 96V95H229ZM228 96V97H229ZM240 96H243V95H239V94H237L236 95V98H235V100L233 101V103H235V101H238L239 99L238 98H240ZM246 97H248L247 95H245ZM88 97V96H87ZM128 97V98H129ZM148 97V98H149ZM158 97H161V96H158ZM168 97V96H167ZM170 97H172V96H170ZM173 97H175L174 95H173ZM185 97V96H184ZM194 97V96H193ZM200 97V96H199ZM215 97H217L216 99H215ZM224 97V96H223ZM222 97V98H223ZM253 97L254 98H251V101H253V103L255 104V106L257 107L258 105V100L259 99H257L256 97H255V95H253ZM18 98V97H17ZM16 98V99H17ZM20 98V97H19ZM133 98H135V97H133ZM140 98H141V96H140ZM143 98H144V94H143ZM142 98V99H143ZM147 98V99H148ZM188 98H189V96H188ZM195 98V97H194ZM197 98V97H196ZM203 98H204V96H203ZM233 98V97H232ZM86 99H88V98H86ZM141 99V100H142ZM146 99V100H147ZM162 99H164V97L162 98ZM161 98L159 99V100H162ZM166 99V98H165ZM165 99H164V102H165ZM176 99V98H175ZM179 99V98H178ZM181 99V98H180ZM202 99V98H201ZM216 100L215 102H213V100ZM224 99H225V97H224ZM224 99H223V102H224ZM228 99V98H227ZM226 99V100H227ZM242 99V98H241ZM263 99V98H262ZM20 100H22V98H20V99H18V101H20ZM81 100V99H80ZM107 100V99H106ZM106 100H105V102H106ZM110 100V99H109ZM145 100V103L147 102ZM171 100V99H170ZM174 100V99H173ZM185 100H186V98H185ZM191 103L190 104H193L192 103V101L190 100V99H188ZM225 100V101H226ZM230 100H231V98H230ZM254 100H255V102H254ZM264 100V99H263ZM13 101V100H12ZM108 101V100H107ZM116 101H114V102H116ZM124 101V100H123ZM122 101V102H123ZM126 101V100H125ZM131 101V100H130ZM137 101H138V99H137ZM140 101V100H139ZM139 101L138 102H132L133 103V106L131 107L132 109H129L131 112H133L134 111V113L136 114L137 113V110H139V109H145V107H144V105L143 104H141V103H139ZM150 101V100H149ZM157 101V100H156ZM176 101V100H175ZM180 101V100H179ZM182 101V100H181ZM187 101V100H186ZM204 101V100H203ZM220 101H221V99H220ZM248 101V100H247ZM250 101V100H249ZM3 102H4V100H3ZM96 102V101H95ZM112 102V101H111ZM157 102H159V101H157ZM161 102H163V101H161ZM168 102V101H167ZM229 102V101H228ZM12 103H16V102H12ZM81 103L83 104V100L81 101ZM80 103V104H81ZM91 103V102H90ZM100 103V102H99ZM125 103H127V101L125 102ZM130 103V102H129ZM129 103H128V105H129ZM131 103V104H132ZM149 104L151 103V102H148ZM155 103V102H154ZM166 103V102H165ZM175 103V102H174ZM176 103H177V101H176ZM180 103H182V102H180ZM189 103V102H188ZM196 103H198V102H196ZM219 103V102H218ZM217 103V104H218ZM226 103H227V101H226ZM244 103H246V102H244ZM251 103V102H250ZM249 103V104H250ZM263 103V102H262ZM76 104V106H77V103H75ZM79 104V103H78ZM88 104V103H87ZM109 104H112V103H110L109 102ZM117 104V103H116ZM130 104V105H131ZM159 104V103H158ZM158 104H157V106H158ZM172 103H170V105H171ZM183 104V103H182ZM199 104V103H198ZM197 104V105H198ZM230 104V103H229ZM232 104V103H231ZM238 104V103H237ZM240 104H242V103H240ZM253 104V105H254ZM260 104V103H259ZM93 105V104H92ZM100 105V104H99ZM152 105V104H151ZM154 105V104H153ZM162 105V104H161ZM172 105H174V104H172ZM179 105V104H178ZM195 105V104H194ZM197 105H195V106H197ZM225 105V104H224ZM235 105V104H234ZM248 105V104H247ZM246 105V106H247ZM252 105V106H253ZM264 105V104H263ZM82 105H79V107H81ZM97 106H98V104H97ZM114 106H115V104L113 105V108H114ZM118 106H119V104H118ZM118 106H116L117 108H119ZM120 106H122V105H120ZM126 106V105H125ZM155 106V105H154ZM154 106H153V108H154ZM156 106V107H157ZM176 106V105H175ZM174 106V107H175ZM182 106H184V104L182 105ZM182 106H181V108H182ZM188 106V105H187ZM186 106V107H187ZM200 106V105H199ZM212 106V107H213ZM220 106H221V103H220ZM229 106V105H228ZM232 106V105H231ZM244 106V105H243ZM250 106V105H249ZM251 106V107H252ZM262 106V105H261ZM261 106H260V109H262L261 108ZM88 107V106H87ZM86 107V108H87ZM95 106H93V108H94ZM100 107V106H99ZM102 107V106H101ZM103 107H104V101H103ZM128 107H130V106H128ZM161 107H164V106H161ZM171 107V106H170ZM178 107V109L177 110H179V106H177ZM176 107V108H177ZM254 107V106H253ZM255 107V109H257ZM259 107V106H258ZM26 108V107H25ZM78 108V107H77ZM89 108V107H88ZM92 108V107H91ZM93 108H92V110H93ZM96 108V107H95ZM108 107L106 106V109H107ZM112 108V109H113ZM116 108V109H117ZM126 108V107H125ZM124 108V109H125ZM173 107H171V108H169L170 110L172 109ZM189 108H192V106H189ZM194 108V107H193ZM225 108V107H224ZM238 108V107H237ZM240 108V107H239ZM243 108H248V107H243ZM34 109V108H33ZM75 109V108H74ZM78 109H80V108H78ZM100 109V108H99ZM98 109V110H99ZM102 109V108H101ZM105 109V110H106ZM149 109V108H148ZM163 109V108H162ZM161 109V110H162ZM168 109V108H167ZM174 109V108H173ZM197 109V108H196ZM212 109V108H211ZM214 109H216V108H214ZM220 109H222V108H220ZM232 109H233V107H232ZM260 109L258 110H256L255 111V113L254 114H251L252 113V111H251V113L249 112V114H251V116L249 115H247L249 118H248V120H249V122H251L253 125H257V129L258 130H261V131H263L262 133L264 134V121L262 122V118H263V116H262V118H261V122H260V119H257V118H255L254 116H256L257 114V116H260V114L259 113H262L263 111H260ZM27 110V109H26ZM30 110V109H29ZM35 110V109H34ZM87 110V109H86ZM97 110V109H96ZM97 110V111H98ZM103 110V109H102ZM101 110V111H102ZM122 110H123V108H122ZM127 110H128V108H127ZM153 110H155V109H153ZM152 110V111H153ZM157 110H159V109H157ZM176 110V109H175ZM182 110H183V108H182ZM187 110V109H186ZM191 110V109H190ZM228 110H230V109H228ZM237 110V109H236ZM245 110V109H244ZM247 110V109H246ZM245 110V111H246ZM28 111V110H27ZM85 111V110H84ZM88 111H89V109H88ZM91 111V110H90ZM100 111V112H101ZM104 111V110H103ZM121 111V110H120ZM117 112V113H121V112ZM129 111V112H130ZM140 111V110H139ZM147 111V110H146ZM169 111V110H168ZM172 111V110H171ZM171 111H170V114H171ZM191 111H193V109L191 110ZM218 111H219V108H218ZM218 111H216L215 112V114L218 112ZM224 111V110H223ZM222 111V112H223ZM225 111H227L226 109H225ZM240 111V110H239ZM36 112V111H35ZM68 112H70V111H68ZM80 112V111H79ZM108 112V111H107ZM126 112H128V111H126ZM156 112V111H155ZM158 112V111H157ZM166 112H167V110H166ZM173 113H174V111H172ZM177 112V111H176ZM179 112V111H178ZM185 112V111H184ZM187 112V111H186ZM194 112V111H193ZM220 112H221V110H220ZM246 112H248V111H246ZM254 112V111H253ZM33 114H35L34 112H32ZM72 113H74V112H71V114ZM76 113V112H75ZM80 113H82V112H80ZM79 113V114H80ZM90 113V112H89ZM96 113H98V112H96ZM103 113V112H102ZM102 113H101V115H102ZM123 113V112H122ZM145 113V112H144ZM143 113V114H144ZM162 113H164L163 111H162ZM188 113H189V111H188ZM212 113V112H211ZM210 113V114H211ZM235 113H237V112H235ZM240 113V112H239ZM241 113H242V111H241ZM243 113H245V112H243ZM29 114H31V113H29ZM29 114H27V115H29ZM70 116H71V114L70 113H68ZM93 114V112H91V115ZM142 114V115H143ZM147 114V113H146ZM166 114H169V113H166ZM169 114V115H170ZM187 114V113H186ZM185 114V115H186ZM191 114V113H190ZM195 114V113H194ZM197 114V115H198ZM215 114H213L212 113V117L213 116H215ZM224 114V113H223ZM238 114V113H237ZM77 115V114H76ZM94 115H95V113H94ZM113 115H115V113L113 114H111V116H113ZM122 115V114H121ZM124 115V114H123ZM131 115V114H130ZM132 115H134V114H132ZM132 115H131V117H132ZM137 115H138V113H137ZM145 115V114H144ZM156 115V114H155ZM159 115V114H158ZM175 115V114H174ZM180 115V114H179ZM178 115V116H179ZM184 115V116H185ZM196 115V114H195ZM217 115V114H216ZM225 115L227 116L228 114H226L225 113ZM225 115H223V116H225ZM230 115V114H229ZM235 115V114H234ZM85 116V115H84ZM83 116V117H84ZM96 116H97V114H96ZM105 116H107V115H105ZM104 116V117H105ZM109 116H110V114H109ZM164 116H165V114H164ZM164 116H158V118H159V120H160V122L162 121L163 122V120H165V117ZM173 116V115H172ZM189 116V115H188ZM192 116H194V115H192ZM218 116H221V115H218ZM217 116V117H218ZM237 116V115H236ZM235 116V117H236ZM246 116V117H247ZM93 117V116H92ZM100 117V116H99ZM114 117H117L118 118V116H117V114H116V116H114ZM121 117V116H120ZM125 117H126V115H125ZM125 117L123 116V118H124V121H123V119H122V121L123 122H126L125 123V125H123V126H126V124H127V120H129V115H128V117H127V119L125 120ZM137 117H140V116H137ZM142 117V116H141ZM176 117H177V114H176ZM176 117H174L175 119H176ZM180 117V116H179ZM187 117V116H186ZM185 117V118H186ZM217 117H213V118H217ZM229 117V116H228ZM227 117V119L229 120V118H230V121H232L233 119L231 118V117H229L228 118ZM238 118H239V115L237 116ZM74 118H75V116H74ZM94 118V117H93ZM107 118H108V116H107ZM143 118V117H142ZM141 118V119H142ZM145 118V117H144ZM148 118V117H147ZM149 118H151V117H149ZM153 118V117H152ZM170 118H172V117H170ZM169 118V119H170ZM189 118V117H188ZM193 118H195V117H192V119ZM210 118V117H209ZM221 118V117H220ZM259 118V117H258ZM73 119V118H72ZM83 118H81V120H82ZM90 119V118H89ZM92 119V118H91ZM95 119V118H94ZM94 119H92V120H94ZM97 119V118H96ZM95 119V120H96ZM105 118H103V117H101V122H102V120H104ZM120 119V118H119ZM119 119H117L116 120V122L117 121H119ZM132 119H135V118H132ZM138 119V118H137ZM135 119L136 121H140L141 122V119ZM146 119V118H145ZM168 119V118H167ZM168 119V120H169ZM203 119H205V118H203ZM227 119H225L226 121H227ZM80 120V119H79ZM78 120V121H79ZM99 120V121H100ZM130 120H131V118H130ZM154 120V119H153ZM152 120V121H153ZM158 120V121H159ZM196 120V119H195ZM206 120V119H205ZM211 120V119H210ZM215 120V119H214ZM217 120L219 121V118H217ZM216 120V121H217ZM236 120H237V118H236ZM238 120H240V119H238ZM40 121V120H39ZM88 121V120H87ZM87 121H85V122H87ZM91 121V120H90ZM98 121V122H99ZM111 121V120H110ZM146 121V120H145ZM144 121V122H145ZM150 121V120H149ZM148 121V122H149ZM173 121V120H172ZM183 120H181L180 122H182ZM221 121V120H220ZM223 121V120H222ZM234 121V120H233ZM231 122V124L233 123L234 124V122ZM244 122V121H246V120H241L240 122ZM44 122V121H43ZM43 122H42V124H43ZM81 121H79V123H80ZM84 122V123H85ZM92 122H94V121H92ZM104 122V121H103ZM102 122V123H103ZM106 123H108L107 121H105ZM130 122V121H129ZM155 122V121H154ZM161 122V123H162ZM166 122V121H165ZM171 122V121H170ZM179 122V121H178ZM177 122V123H178ZM184 122H188V120L187 121H184ZM192 122V121H191ZM190 122V123H191ZM211 122V121H210ZM238 122V121H237ZM242 122V123H243ZM246 122H248V121H246ZM34 123V122H33ZM38 123V122H37ZM41 123V122H40ZM47 123V122H46ZM77 123V122H76ZM82 123V122H81ZM105 123V124H106ZM111 123V122H110ZM115 123V122H114ZM118 124H119V122H117ZM146 123V122H145ZM156 124H157V122H155ZM160 123V124H161ZM169 123V122H168ZM174 123H175V121H174ZM186 123H184V125L186 124ZM189 123V124H190ZM204 123H205V121H204ZM208 123V122H207ZM212 123H215V125H217L216 123H220V122H212ZM212 123H210V124H212ZM227 123H229L230 124V122H228L227 121ZM241 123V124H242ZM29 124V123H28ZM31 124V123H30ZM34 124H36V122L34 123ZM45 124V123H44ZM44 124H43V127H44ZM75 124V123H74ZM90 124V123H89ZM93 123H91V125H92ZM95 124H97L96 122H95ZM95 124H93V125H95ZM104 124V123H103ZM113 124V123H112ZM135 124H136V122H135ZM144 124V123H143ZM159 124V123H158ZM206 124V123H205ZM230 124V125H231ZM233 124H232V127H234L233 126ZM235 124H236V122H235ZM239 124V123H238ZM241 124H239L238 126H240ZM248 124V123H247ZM57 125V124H56ZM55 125V126H56ZM77 125H79V124H77ZM82 125H84V124H82ZM117 125V124H116ZM129 125V124H128ZM128 125H127V127H128ZM137 125V124H136ZM140 125V124H139ZM144 125H146V124H144ZM143 125V126H144ZM151 125V124H150ZM165 125V124H164ZM163 125V126H164ZM178 125V124H177ZM186 125H188V124H186ZM203 125V122H202V120H199V119H197V121H195L191 126H189V127H186L185 126V128L184 129H182V130H186L185 131V134H184V136L186 135V136H188L190 139H189V141H187L186 142V139H185V142H183V143H181V144H185L184 146H181L180 147V145H179V143H180V141L178 142L177 140H179V139H177V140H172V138H171V136H168V135H170V133L169 134H166V132H165V134H164V132H163V134L161 135V133H160V135H161V139H156L155 141H151L150 140V142L147 144V143H142V145L141 144H139V146L138 147H136V149L137 150H135V149H133L135 152L132 154L131 153V162H133L134 163V166L135 165H137L138 166V172L137 173H135V171H133L132 170V167H131V172L130 171H128L127 170V167L125 168L124 167V169L122 170L121 169V171H120V173H123V175H128V178L129 179H127V181L126 182H124V181H120V180H118V181H111V179L112 178H110V180H108V179H105V178H99V177H96L95 178V180H96V192H94V194H92V195H90L89 193H86L85 191H83V190H80L79 188H77V189H79V190H74V191H66L67 189H64L65 191H66V193L64 194L65 195V198H63L64 200H67V202L68 203H74L75 205H76V208L75 209H77L78 208V210H74V211H71V212H67V208H70V207H68L69 206V204H67V203H65L64 201H63V199H61L62 200V202L61 203H59L58 202V205L60 204V205H62V206H64L65 208H66V211L62 214L61 213V208L59 209L60 210V212L59 213H61L62 214V216H63V219L61 220L62 222H60V223H63V227L61 228V227H59L60 225L59 224H57V225H59L58 227L56 226V225H51V224H49V225H47L46 223H45V221H47V220H45V218H44V216H47V215H49V213L48 214H46L45 212H43V214L42 213H39V214H35V213H33V211H35V210H29V211H31V212H29L28 213V211H21L18 207L20 206L18 203H19V200L18 199H22L24 196H22V195H24V191L25 190H27L28 188L30 189L31 188V190H33L34 189V187L37 185V183H40V182H42L43 180H44V178H43V180H41V181H38L37 180V178L38 177H40V175L39 176H36L37 175V173H39V172H41V175H42V172H44V173H48V171L50 172V170H48V171H46L45 172V170H47V168H45V167H47V166H45V165H47L46 163H43L44 165H41L40 164V162H42L41 160H42V158L44 159L45 157H43V154L42 153H39V151L37 152V150H36V147H37V145H38V148H42V149H45L46 151L45 152H47V153H49V155L48 156H46V157H48V158H45V160H43V161H49L50 160V162L52 161V162H55V165L56 166H58V168L60 167V165H62L61 163V161H62V159L60 158V156L62 155V153L61 154H59L58 155V153L57 152H53V150H51L50 148L53 146V143H52V141L54 140H51L52 138H41L40 136V138L41 139H36V137H35V134H34V130H36V128H35V125H33V124H31V126H26V124H22L21 123V125L19 124H16V125H12V126H7L6 128H2V129H0V134H1V136H0V201H3L4 202V204H6V208H7V214L8 215H10V214H12V219L11 220H8V218L6 217V216H4V218H0L1 220V224H2V228H3V230H6L5 232H8L9 233V231L11 230L10 228L14 225H16V227H12V229L13 228H15V229H17V231L20 229V230H22V231H27V230H33L32 232H31V234L30 235H34V236H32L33 237V239H35V241H31L32 243H34L35 244V247L33 246V249L35 248V251H34V253H35V258H36V262H34V263H38V264H72V262H73V259L75 258V256L77 257L78 255H81V254H93L92 252H94V251H96V248H97V246L99 245V244H102V245H108V246H112L113 245V247H111V248H113V249H115L116 251L118 250V251H124V250H128V253H130V257H129V262H132V264H160L161 262H162V260H160L161 262L159 263L158 262V257H157V254H159V250L158 249H160V250H163L162 248H164V247H162L164 244L163 243H165L164 242V239L161 241L160 240V237H162V236H160L159 234H153V233H155V232H151L152 234L151 235H149L148 237H147V233H149V231L147 232V230H146V227L145 226H147L148 225V223H147V225H145V226H142V225H140L137 221V223L139 224V225H137V223H132V221H128V217H126L127 215H125L124 216V214H122L123 212L121 211L123 208L121 207V206H123L122 205V203L124 204V201L121 203V200L122 199H124V198H120L121 197V194H126V193H130L129 195L130 196H139V198H140V200H139V198H138V206H141L142 204H143V202H145L146 203V205H147V203H152V202H155L154 201V199H152V197H150L149 195L150 194H152V193H150V194H147V193H143L142 192V194L141 193H138L137 192V190L139 191V189L141 188H143V187H139L138 186V188L136 187V185L137 184H140V183H142V182H144V181H146V180H150L151 181V179H149L153 174H156V173H159V172H161L162 170H163V168H164V166H166L165 164H169V163H171V162H173L174 160H176V162L178 161V160H180V159H185V160H189L190 158L189 157H192V155L196 152H192L193 150H196V149H191V152L193 153H191L192 155L191 156H189V151H188V149H189V145H191V144H193V143H195V141L197 140V141H206L208 144H210V145H208V146H211L210 148H207V155H209L210 156V158L209 159H211L212 160V162L214 161V163L212 164V162H211V160H210V164H209V166H205V168H206V171L207 172H209L210 174L209 175H211V182H213L212 184H211V186L214 184V185H216V183L217 184H219L222 188H223V190H224V194L226 195V197H225V199H226V203H228V206L227 207H229L228 208V210L230 209L231 210V212H232V214H233V220H235L234 221V224H232L234 227H235V223L237 222L238 224H240L239 226V229H238V234L237 235H239L238 236V238L235 236L236 234H232V235H227L226 234V236H229V237H225V239L227 240L226 241V243L228 242V243H230V244H232V245H234L235 247H234V250H235V248H236V250L238 251V252H241L240 251V249H243L244 251H245V253H247V254H249V260H248V262L251 260L254 264H264V170L263 169H254V170H252V169H250V168H248L247 167V163L245 164L244 163V161L245 162H247V161H249L252 165L253 164H257L256 166L257 167H259L258 165L260 164L261 166L262 165H264V160H263V163H261L260 161H261V159L260 158H264V147L263 148H261L260 146H261V144H260V148L259 149H257V150H253V149H251L250 148V146L248 145H246V143H247V141L248 140H250L251 138V136H253V134H254V132H253V134L250 136V133H249V136L250 137H248L249 139H241V140H244V141H242V142H236L235 144H233V142H229V141H231V139L228 141L227 139L225 140H223L222 138L220 139V138H218V139H220V143H219V141H217V143H219V145H221V147H223V146H228V147H226L227 149L229 148V152L227 151L226 153H223L222 152V149L220 150V149H218V144H217V147L212 143V138H211V136H212V134H208L207 132H205L206 130L203 128L202 129V126ZM208 125V124H207ZM214 125V126H215ZM220 125H223V123L221 122V124ZM226 125V124H225ZM249 125V124H248ZM38 126V125H37ZM72 126V125H71ZM106 126V125H105ZM108 126V125H107ZM107 126L105 127V128H107ZM113 126H115L114 124H113ZM120 126V125H119ZM130 127H131V124L129 125ZM149 126V125H148ZM148 126L146 127V129L148 128ZM156 126V125H155ZM159 126V125H158ZM160 126H162V125H160ZM171 126V125H170ZM204 126H206V125H204ZM210 126V128L212 127V125H209ZM218 126V125H217ZM242 126V125H241ZM245 126H246V124H245ZM245 126H242V128L241 129H243V127H245ZM254 126V127H255ZM41 127V126H40ZM48 127H50V126H46V129L48 128ZM57 127V126H56ZM55 127V128H56ZM79 127H80V125H79ZM86 127V126H85ZM85 127H84V129H85ZM89 127H93V126H89ZM101 127V126H100ZM104 127V126H103ZM112 127V126H111ZM135 127V126H134ZM137 127V126H136ZM165 127H166V125L164 126V129H165ZM173 127V126H172ZM224 127V126H223ZM248 128H250V127H252V125L249 127V126H247ZM42 128V127H41ZM61 129H62V127H60ZM69 128H71V127H69ZM83 128V127H82ZM87 128V127H86ZM99 127H97V129H98ZM102 128V127H101ZM110 128V127H109ZM113 129H111V130H114V127H112ZM121 128V127H120ZM123 128V127H122ZM122 128L120 129L121 131H123L122 130ZM126 128V127H125ZM138 128H139V126H138ZM143 128V127H142ZM145 128V127H144ZM150 128V127H149ZM156 128V130H157V126L155 127ZM159 128V127H158ZM161 128V127H160ZM167 128V127H166ZM178 128V127H177ZM206 128V127H205ZM208 128V127H207ZM210 128L208 129V130H210ZM221 128V127H220ZM226 128H227V126H226ZM229 128H231V126H228V129ZM238 128V127H237ZM64 129V128H63ZM74 129H75V127H74ZM78 129H80V128H78ZM84 129H82L83 131H84ZM90 129H92V128H90ZM152 129V128H151ZM167 129H169V128H167ZM171 129H173V128H171ZM171 129H169V130H171ZM176 129V128H175ZM180 129V128H179ZM178 129V130H179ZM213 129H214V127H213ZM223 129V128H222ZM234 129H235V127H234ZM234 129H232L231 128V130L232 131H234L235 132V130ZM239 129V128H238ZM251 129V128H250ZM37 130H39V129H37ZM50 130H51V128H50ZM68 130V129H67ZM99 130V129H98ZM103 130V132H104V129H102ZM132 130H134V129H132ZM135 130H136V128H135ZM144 130V129H143ZM142 130V131H143ZM162 130V129H161ZM160 130V131H161ZM168 130V131H169ZM205 130V131H204ZM216 131L218 130V129H215ZM221 129H219V131H220ZM244 130V132L246 131V130H248V129H243ZM258 130H257V133H258ZM34 131V132H33ZM40 131V134H41V129L39 130ZM38 131V132H39ZM48 132H49V130H47ZM56 130L54 129V132H55ZM58 131V130H57ZM59 131H60V129H59ZM58 131V132H59ZM70 131V130H69ZM69 131H68V133H69ZM75 131H77L76 129H75ZM92 131H94L95 132V130L94 129H92ZM129 131H131V130H129ZM141 135H143L141 132H140V128H139V130H137ZM147 131V130H146ZM150 131V130H149ZM148 131V132H149ZM163 131V130H162ZM167 131V130H166ZM176 131H177V129H176ZM213 131V130H212ZM211 130H210V132H212ZM242 131V130H241ZM240 131V132H241ZM249 131H251V130H249ZM253 131H256V130H253ZM261 131H260V133H261ZM38 132H37V134H38ZM45 132V131H44ZM47 132V133H48ZM51 132V131H50ZM50 132H49V134H50ZM61 132V131H60ZM66 132V131H65ZM72 132V131H71ZM87 132V131H86ZM99 132H101V131H99ZM105 132H106V130H105ZM104 132V133H105ZM108 132V131H107ZM113 132V131H112ZM115 132V131H114ZM127 132V131H126ZM132 132V131H131ZM131 132H130V135L127 137V138H123L122 140H121V142H127V143H134L135 144V142L136 143H138V139L136 138H134L133 136L134 135H132L131 134ZM134 132V131H133ZM147 132V133H148ZM153 132V131H152ZM172 132L174 133L175 131L174 130H172ZM178 132V131H177ZM214 132V131H213ZM228 132V131H227ZM226 132V133H227ZM236 132H238V131H236ZM240 132H238L239 134H241ZM243 132V131H242ZM244 132H243V134H244ZM248 132V131H247ZM77 133V132H76ZM92 133V132H91ZM96 133V132H95ZM102 133V132H101ZM100 133V134H101ZM109 133V132H108ZM107 133V134H108ZM138 133V134H139ZM155 133V132H154ZM159 133V132H158ZM182 133V132H181ZM220 133H222L223 134V131L221 132L220 131ZM225 133V134H226ZM230 133V132H229ZM238 133H236L235 135H237ZM256 133V132H255ZM256 133V134H257ZM45 134V133H44ZM43 134V135H44ZM54 134V133H53ZM52 134V135H53ZM72 135H70L69 137H72L73 136V132L71 133ZM78 134H80V131H79V133ZM87 134V133H86ZM99 134V133H98ZM100 134L98 135L99 137H100ZM106 134V135H107ZM111 134H113V133H111ZM115 134V133H114ZM137 134V133H136ZM136 134H135V136H136ZM139 134V135H140ZM144 134H145V132H144ZM152 134V133H151ZM174 134H176V133H174ZM178 134H180V133H178ZM238 134V135H239ZM242 134V135H243ZM47 135V134H46ZM46 135H44V136H46ZM51 135V136H52ZM54 135H56V134H54ZM57 135H58V133H57ZM59 135H61V134H59ZM66 135H67V133H66ZM65 135V138L67 137ZM89 135V134H88ZM96 135V134H95ZM102 135H105V134H102ZM101 135V136H102ZM120 135V134H119ZM125 135H127V134H125ZM214 135H215V133H214ZM230 135V134H229ZM233 135V134H232ZM244 135H246V132H245V134ZM29 136H33L32 138H34L35 137V139H34V141L33 142H31V140H29L28 141V137ZM38 136V135H37ZM75 136V135H74ZM77 136H79V135H77ZM97 136V138H99ZM109 136H112V135H109ZM144 136H146V135H144ZM152 136H153V134H152ZM154 136H155V134H154ZM157 136H158V134H157ZM156 136V137H157ZM163 136V137H162ZM180 136V135H179ZM182 136V135H181ZM241 136V135H240ZM240 136H238V137H240ZM256 136V135H255ZM254 136V137H255ZM30 137V138H31ZM43 137V136H42ZM56 137H58V136H56ZM79 137H81V136H79ZM83 137V136H82ZM106 137H108V136H106ZM114 137V136H113ZM117 137V136H116ZM137 137H139V136H137ZM142 137L143 136H141V137H139V138H141V141L144 139H142ZM147 137V136H146ZM149 137V136H148ZM176 137H178L177 136V134H176ZM220 137H221V134H220ZM226 137V136H225ZM224 137V138H225ZM234 137V136H233ZM235 137H237V136H235ZM258 137V136H257ZM62 138V137H61ZM60 138V139H61ZM74 138V137H73ZM72 138V139H73ZM151 138V137H150ZM227 138H229V137H227ZM240 138H242V136L240 137ZM3 139V140H2ZM84 139H86V138H84ZM83 138L81 139L82 141L84 140ZM111 139V138H110ZM114 139H116V138H114ZM120 139V138H119ZM153 139V138H152ZM175 139V138H174ZM182 139V138H181ZM183 139V140H184ZM236 139V138H235ZM238 139V138H237ZM262 139V138H261ZM23 140H25V141H23ZM26 140H27V142H26ZM69 140H71V139H69ZM100 140H102V139H100ZM145 140H147V139H145ZM182 140V141H183ZM214 140H216V139H214ZM252 140V139H251ZM61 141V140H60ZM60 141H59V143H60ZM66 141V140H65ZM72 141V140H71ZM79 140H77L76 142H78ZM98 141V140H97ZM96 141V142H97ZM107 141V140H106ZM105 141V146H106V144H107V142ZM109 141V140H108ZM148 141V140H147ZM177 141V142H176ZM201 141V142H202ZM237 141V140H236ZM239 141V140H238ZM253 141V140H252ZM262 141H264V140H262ZM76 142H74L73 141V143H76ZM81 142V141H80ZM85 142H88V141H86L85 140ZM95 142V141H94ZM100 142V141H99ZM119 142V141H118ZM124 142V143H125ZM143 142V141H142ZM216 142V141H215ZM214 142V143H215ZM250 142V141H249ZM257 142V141H256ZM26 143H28V144H26ZM66 143H68L67 141L64 143V144H66ZM70 143H72V142H70ZM92 143V142H91ZM108 143H110V142H108ZM112 143V142H111ZM139 143H141V142H139ZM252 143H254V142H252ZM259 143H260V141H259ZM57 144V143H56ZM63 144V143H62ZM83 144V143H82ZM122 144V143H121ZM133 144V145H134ZM199 144V143H198ZM205 144V143H204ZM263 145H264V143H262ZM59 145V144H58ZM61 145V144H60ZM92 145V144H91ZM99 145V144H98ZM102 145V144H101ZM107 145H109V144H107ZM113 145V144H112ZM132 145V144H131ZM138 145V144H137ZM194 145V144H193ZM250 145H251V143H250ZM252 145H255V144H252ZM262 145V146H263ZM69 146V145H68ZM71 146V145H70ZM72 146H74V145H72ZM75 146H77V144H75ZM80 146H82V145H80ZM94 146V145H93ZM103 146V145H102ZM119 146V145H118ZM201 146V145H200ZM205 146H207V145H205ZM59 147H61V146H59ZM88 147H89V145H88ZM92 147V146H91ZM95 147V146H94ZM93 147V148H94ZM109 147H111L110 145H109ZM115 147H116V145L115 146H113V148L115 149ZM132 147H134V146H132ZM199 147V146H198ZM257 147V146H256ZM58 148V147H57ZM65 148H67L66 146H65ZM69 148V147H68ZM77 148H78V146H77ZM82 148H84V150H85V148H87V146H85L84 147V144H83V147ZM96 148H98V147H95V149ZM102 148V147H101ZM112 148V147H111ZM119 148H121V146L119 147ZM193 148V147H192ZM200 148V147H199ZM226 148H224V149H226ZM231 148H233V149H231ZM60 149V148H59ZM70 149V148H69ZM71 149H72V147H71ZM88 149V148H87ZM99 149V148H98ZM108 148H106V150H107ZM123 149H125V147H123ZM201 149V148H200ZM199 149V150H200ZM203 150L205 149V148H202ZM49 150H51V152L49 151ZM58 150V149H57ZM62 150H64V149H62ZM61 150V151H62ZM67 150V149H66ZM65 150V151H66ZM75 151H76V148L74 149ZM73 150V151H74ZM80 150V149H79ZM78 150V151H79ZM91 150H92V148H91ZM105 150V149H104ZM111 150H113V149H111ZM110 150V151H111ZM116 150V149H115ZM119 150H122V149H119ZM132 149H130L129 150V152L131 151ZM198 150V149H197ZM197 151V152H200V151ZM41 151V150H40ZM54 151H56V149L54 150ZM70 151V150H69ZM74 151V152H75ZM88 151H90V147H89V150ZM97 151V150H96ZM109 150H107V152H108ZM118 151V150H117ZM202 151V150H201ZM58 152H59V150H58ZM81 152V151H80ZM80 152L78 153V154H80ZM85 152V151H84ZM84 152H83V155H84ZM116 152V151H115ZM119 152V151H118ZM117 152V153H118ZM121 152V151H120ZM125 152H127V150H125ZM128 152V153H129ZM203 152H205V151H203ZM47 153H45L44 155H46ZM60 153V152H59ZM70 153V152H69ZM86 153H88V152H86ZM106 153V152H105ZM116 153V154H117ZM127 153V154H128ZM77 154V155H78ZM91 154V153H90ZM104 154V153H103ZM114 154V153H113ZM130 154V153H129ZM82 155V154H81ZM85 155H87V154H85ZM112 155V154H111ZM118 155H119V153H118ZM122 155V154H121ZM121 155H119V156H121ZM126 155V154H125ZM194 155H196V154H194ZM193 155V156H194ZM199 155V154H198ZM202 155V154H201ZM205 155V154H204ZM71 156V155H70ZM88 156H90V155H88ZM87 156V157H88ZM115 155H113V157H114ZM197 156V155H196ZM62 157V156H61ZM67 157H69V156H67ZM86 157V158H87ZM121 157H123V156H121ZM121 157H120V159H121ZM130 157V156H129ZM201 157V156H200ZM83 158V157H82ZM116 158H118V157H116ZM193 158V157H192ZM195 158V157H194ZM203 159L205 158V157H202ZM207 158H208V156H207ZM65 159H66V157H65ZM108 159V158H107ZM119 159V158H118ZM203 159H202V161H203ZM206 159V158H205ZM77 160V159H76ZM98 160V159H97ZM106 160V159H105ZM112 160V159H111ZM114 161H115V158L113 159ZM122 160V159H121ZM124 160V159H123ZM200 160V159H199ZM206 160H208V159H206ZM205 160V161H206ZM63 161H66V160H63ZM78 161V160H77ZM80 161V160H79ZM101 161V160H100ZM110 161V160H109ZM117 161V160H116ZM127 161V160H126ZM190 162L192 161V160H189ZM195 161V160H194ZM198 161V160H197ZM201 161V162H202ZM70 162H72V161H70ZM82 161H80V163H81ZM94 162H96V161H94ZM123 162V161H122ZM181 162V161H180ZM179 162V163H180ZM183 162V161H182ZM187 162V161H186ZM193 162V161H192ZM204 162V161H203ZM202 162V163H203ZM209 162V161H208ZM75 163H77V162H75ZM85 163V162H84ZM91 163H93V161L91 162ZM99 162H96V164H98ZM110 164H111V161L109 162ZM113 164H114V162H112ZM119 163V162H118ZM121 163V162H120ZM249 163V164H250ZM66 164V163H65ZM82 164H83V162H82ZM95 164V163H94ZM100 164V163H99ZM122 164V163H121ZM124 164V163H123ZM175 164H177V163H175ZM185 164H187V163H185ZM192 164V163H191ZM196 164H197V162H196ZM251 164H250V166H251ZM41 165V166H40ZM90 165H92V166H94L93 164H90ZM101 165V164H100ZM108 165V164H107ZM115 165V164H114ZM181 165V164H180ZM182 165H184V164H182ZM181 165V166H182ZM193 165V164H192ZM204 165H205V163H204ZM45 166V167H44ZM86 166V165H85ZM99 166V165H98ZM126 166V165H125ZM128 166V165H127ZM132 166V165H131ZM133 166V167H134ZM173 166V165H172ZM187 166H189V165H187ZM197 166V165H196ZM199 166H200V164H199ZM198 166V167H199ZM202 166V165H201ZM249 166V167H250ZM254 166V165H253ZM256 166H254V167H256ZM51 167V166H50ZM68 167H70V165H68ZM67 167V169H69ZM74 167V166H73ZM83 167H84V165H83ZM96 167H97V165H96ZM102 167H105V166H102ZM110 167V166H109ZM115 167V166H114ZM117 168H122L123 166H120V165H118V166H116ZM136 167V166H135ZM167 167V166H166ZM169 167V166H168ZM174 167V166H173ZM177 167V166H176ZM183 167V166H182ZM190 167V166H189ZM264 167V166H263ZM49 168V167H48ZM81 168L82 167H80V170H81ZM84 168H86V167H84ZM87 168H90V167H87ZM106 168H107V166H106ZM105 168V169H106ZM188 168V167H187ZM191 168H192V166H191ZM53 169V167L51 168V170ZM74 168H72V170H73ZM79 169V168H78ZM78 169H75V170H78ZM104 169V168H103ZM134 169V168H133ZM136 169V168H135ZM174 169V168H173ZM183 169V168H182ZM195 169H197V167L196 168H194V170ZM198 169H200V168H198ZM55 170H56V167H55ZM90 170H92V169H90ZM95 170V169H94ZM94 170H93V172H94ZM100 170V169H99ZM99 170H97V171H99ZM167 170V169H166ZM170 170H172V169H170L169 168V170L168 171H170ZM187 170V169H186ZM191 170V169H190ZM193 170V169H192ZM201 170V169H200ZM204 169H202L201 171H203ZM58 171H60V170H58ZM69 171V170H68ZM74 171V170H73ZM82 171V170H81ZM89 171V170H88ZM87 171V172H88ZM101 171V170H100ZM113 171V170H112ZM115 171V170H114ZM118 171V170H117ZM137 171V170H136ZM175 171H177V168H176V170ZM179 171V170H178ZM183 171H185V167H184V170ZM63 172V171H62ZM62 172H60L59 174H61ZM70 172V171H69ZM72 172V171H71ZM83 172H85V171H82V173ZM103 172H105V171H103ZM187 172V171H186ZM195 172V171H194ZM206 172V173H207ZM57 173V172H56ZM63 173H65V175H66V173L67 172H63ZM73 173H76V172H73ZM79 173V172H78ZM81 173V174H82ZM86 173V172H85ZM90 173V172H89ZM116 173V171L114 172V174ZM172 173V172H171ZM170 172H169V175L171 174ZM178 173H181V171L180 172H178ZM178 173H176V175L178 174ZM189 173V172H188ZM191 173V172H190ZM197 173H199V171L197 172ZM51 175H52V173H50ZM58 174V173H57ZM56 174V175H57ZM72 174V173H71ZM70 174V175H71ZM77 174V173H76ZM87 174V173H86ZM129 174H131V175H129ZM162 174V173H161ZM174 174V173H173ZM173 174H171L170 176H174ZM186 174V173H185ZM193 174V173H192ZM191 174V175H192ZM64 174L62 175V177L63 178H65L64 176H65ZM84 175V174H83ZM90 175V174H89ZM105 175V174H104ZM109 175V174H108ZM118 175V174H117ZM116 175V176H117ZM122 175V176H123ZM160 175V174H159ZM186 175H188V174H186ZM186 175H184V176H186ZM201 175V174H200ZM203 175H204V173H203ZM206 175V174H205ZM35 176H36V178H35ZM50 176V175H49ZM48 176V177H49ZM58 176H60V175H58ZM75 176V175H74ZM80 176V175H79ZM86 176V175H85ZM85 176H83V177H85ZM92 176H94V175H92ZM97 176V175H96ZM101 176V175H100ZM112 176H113V174H112ZM157 176V178L156 179H158V174L156 175ZM180 175L178 174V176H176V177H179ZM182 176H183V174H182ZM182 176H181V179H182ZM195 176V175H194ZM198 176V175H197ZM206 176H208V173H207V175ZM42 177H45V176H42ZM42 177H40V178H42ZM50 177H52V176H50ZM49 177V178H50ZM61 177V178H62ZM69 177V176H68ZM78 177V176H77ZM82 177V176H81ZM91 177V176H90ZM115 177V176H114ZM125 177V176H124ZM123 177V178H124ZM131 177H132V179H131ZM155 177V176H154ZM162 177V176H161ZM160 177V179H162ZM198 177H200V176H198ZM201 177H202V175H201ZM200 177V178H201ZM209 177V176H208ZM208 177H207V179H208ZM67 178V177H66ZM70 178H71V176H70ZM116 178V177H115ZM126 178V177H125ZM53 179V178H52ZM73 179V178H72ZM72 179H67V180H72ZM75 179V178H74ZM85 179V178H84ZM89 179V178H88ZM88 179H86V180H88ZM175 179V178H174ZM174 179H173V181H174ZM180 179V181H182ZM189 179H191V178H189ZM192 179H194V178H192ZM59 180H61L60 179V177H59ZM126 180V179H125ZM153 180H155L154 178H153ZM159 180V179H158ZM158 180H157V182H158ZM162 180H165V179H162ZM204 180V179H203ZM202 180V181H203ZM54 181V180H53ZM63 181H65L66 182V180L64 179ZM73 181V180H72ZM76 181H78L77 179H75V182ZM89 181V180H88ZM93 181V180H92ZM185 181V180H184ZM188 181V180H187ZM186 181V182H187ZM193 181V180H192ZM191 181V182H192ZM205 181V180H204ZM51 182V181H50ZM79 182V181H78ZM78 182H77V184H78ZM86 182V181H85ZM85 182H81V183H85ZM154 182V181H153ZM152 182V183H153ZM161 182V181H160ZM167 182H168V180H167ZM183 182V181H182ZM181 182V183H182ZM194 182V181H193ZM195 182H197V184H198V181H195ZM208 182V181H207ZM210 182V181H209ZM209 182H208V184H209ZM47 183V182H46ZM49 183V182H48ZM52 183V182H51ZM60 183H63L62 181L60 182ZM69 183V182H68ZM73 183V182H72ZM86 183H88V182H86ZM93 183V182H92ZM151 183V182H150ZM151 183V184H152ZM155 183V182H154ZM154 183L151 185V188H154ZM169 183V182H168ZM171 183V182H170ZM173 183V182H172ZM177 183V182H176ZM181 183H180V185H181ZM57 184H58V182H57ZM69 184H71V183H69ZM79 184H80V182H79ZM90 184V183H89ZM143 184V183H142ZM162 185L164 184V182L163 183H161ZM160 184V185H161ZM177 184H179V183H177ZM177 184H176V186H177ZM186 184V183H185ZM184 184V185H185ZM192 184H194V183H192ZM192 184H190V185H192ZM196 184V185H197ZM201 184V183H200ZM206 184V183H205ZM52 185V184H51ZM56 184H54V186H55ZM74 185H75V183H74ZM85 185V184H84ZM83 185V186H84ZM149 185V184H148ZM156 185V184H155ZM157 185H159L158 183H157ZM157 185H156V187H157ZM159 185V186H160ZM162 185H161V187H162ZM166 185V184H165ZM169 185V184H168ZM45 186H47V185H45ZM57 186V185H56ZM60 186V185H59ZM64 186H65V184H64ZM68 186V188L69 187H72V185L71 186H69V185H67ZM75 186H78V185H75ZM75 186H73V187H75ZM80 186V185H79ZM144 186H145V184H144ZM179 186V185H178ZM182 186H183V184H182ZM189 186V185H188ZM204 186V185H203ZM202 186V187H203ZM40 187H43V186H40ZM51 187V186H50ZM49 187V188H50ZM66 187V186H65ZM82 187V186H81ZM80 187V188H81ZM88 187V186H87ZM92 187V186H91ZM134 187H136V188H134ZM146 187H148L149 188V186H146ZM185 187H187V186H185ZM192 187V191H194L193 189H195V188H193L194 187V185L193 186H191ZM197 187H198V185H197ZM214 186H212V188H213ZM215 187H217V186H215ZM43 188H45L46 189V187H43ZM61 188V187H60ZM148 188H143V189H147V191H148ZM150 188V189H151ZM163 188V187H162ZM165 188H167L166 186H165ZM182 188V190H184L185 188H184V186L183 187H181ZM181 188H178V189H181ZM184 188V189H183ZM189 188V187H188ZM210 188V187H209ZM36 189V188H35ZM39 189H41L42 190V188H39ZM44 189V190H45ZM137 189V190H136ZM155 189H157V188H155ZM159 189H161V188H159ZM187 189V188H186ZM206 189V188H205ZM205 189H202V190H205ZM216 189H218V187L216 188ZM220 189V188H219ZM38 190V189H37ZM37 190H36V192H37ZM40 190V191H41ZM54 190V189H53ZM63 190V189H62ZM85 190V189H84ZM87 190H88V188H87ZM95 190V189H94ZM163 190V189H162ZM165 190V189H164ZM168 190H170L169 189V186H168ZM182 190H180V191H182ZM189 190V189H188ZM188 190H186V191H188ZM190 190H191V188H190ZM197 190H199V189H197ZM223 190L221 191V192H223ZM43 191V190H42ZM46 191V190H45ZM47 191H49V189H47ZM51 191V190H50ZM49 191V192H50ZM56 191V190H55ZM91 191H93V189L91 188ZM142 191V190H141ZM150 191V190H149ZM157 192H158V190H156ZM161 191V190H160ZM159 191V192H160ZM166 191V190H165ZM172 191V190H171ZM170 191V192H171ZM191 191V192H192ZM206 191V190H205ZM208 191V190H207ZM211 191H212V189H211ZM217 191V190H216ZM219 191V190H218ZM44 192V191H43ZM58 192V191H57ZM63 192V191H62ZM176 192H177V190H176ZM175 192V193H176ZM179 192V191H178ZM183 192V191H182ZM195 192H197V194H199L198 193V191H194V193ZM203 191H201V193H202ZM213 192V191H212ZM27 193H28V190H27ZM30 193V192H29ZM40 193H42V192H40ZM46 193V192H45ZM165 194H167L166 192H164ZM181 193V192H180ZM184 193V192H183ZM26 194V193H25ZM33 194H34V191H33ZM38 194H39V192H38ZM47 194H49L48 192H47ZM53 194H54V192H53ZM169 194V193H168ZM172 194H174L173 193V191H172ZM189 194V193H188ZM196 194V193H195ZM195 194H193V197L195 196L196 197V195ZM207 193H205V195H206ZM218 194H220V192L218 193ZM223 194V195H224ZM46 195V194H45ZM56 194H54V196H55ZM160 195H162V196H160ZM170 195H171V193H170ZM184 195H185V193H184ZM202 194H200V196H201ZM204 195V194H203ZM209 195H210V192H209ZM32 196H34V195H32ZM37 196V195H36ZM59 196V195H58ZM60 196H62V194L60 195ZM123 196V195H122ZM155 196H160L161 198L164 196V194H163V191H162V194L160 193H158V195H154V197ZM176 196H177V193H176ZM176 196H174L175 198H176ZM191 197H192V194L190 195ZM215 196V195H214ZM213 196V198H215ZM26 198H27V195L25 196ZM53 197V196H52ZM167 197V196H166ZM181 197V196H180ZM182 197H184L185 198V196H183L182 195ZM188 197H189V195H188ZM192 197V198H193ZM198 197V196H197ZM205 197V196H204ZM208 197V196H207ZM220 197H222L221 196V194H220ZM224 197H222V199H224ZM37 198V197H36ZM50 198V197H49ZM57 199V197H54V199ZM59 198V197H58ZM127 197L125 196V199H126ZM161 198H158V199H160V200H162L163 201V199H161ZM170 198V197H169ZM179 198V197H178ZM184 198L182 199V200H184ZM187 198V197H186ZM192 198L190 199V200H192ZM200 198V197H199ZM198 198V199H199ZM24 199V198H23ZM129 199V198H128ZM168 199V198H167ZM170 199H172V201H173V196H171V198ZM188 200H189V198H187ZM186 199V200H187ZM197 199V198H196ZM201 199H203L202 197H201ZM206 199V198H205ZM217 199V198H216ZM27 200V199H26ZM30 200V199H29ZM43 200H44V197H43ZM49 200V199H48ZM52 201H53V199H51ZM59 201H61L60 199H58ZM135 200H137V199H135ZM155 200H157V197H156V199ZM182 200H179L178 202H176V203H178V204H180L181 202H182ZM208 200V199H207ZM206 200V201H207ZM209 200H211V199H209ZM208 200V201H209ZM213 200V199H212ZM21 202L23 201V200H20ZM39 201V200H38ZM42 201V200H41ZM44 201H46V200H44ZM55 201V200H54ZM169 202L171 201V200H168ZM171 201V202H172ZM175 201H177V200H175ZM174 201V202H175ZM199 201V200H198ZM198 201H195L196 203L198 202ZM25 202V201H24ZM28 202H30V201H28ZM33 202V201H32ZM31 202V203H32ZM35 202V201H34ZM132 202V201H131ZM135 202V203H136ZM163 202H165V200L163 201ZM174 202H172V203H174ZM187 202V201H186ZM200 202V201H199ZM218 202V201H217ZM30 203V204H31ZM38 203H40V202H37V204ZM45 203V202H44ZM135 203H130V206H132L131 204H134V206H135ZM165 203H167V202H165ZM172 203H170V205L172 204ZM176 203H174V205L176 204ZM185 203V202H184ZM189 203H191V202H189ZM188 203V204H189ZM202 203V202H201ZM205 203V202H204ZM204 203H202V207L204 208L205 206H204ZM216 203V202H215ZM222 203V202H221ZM221 203L219 204V205H221ZM21 204V203H20ZM24 204V203H23ZM28 204V203H27ZM34 203H32V205H33ZM43 204V203H42ZM41 204V205H42ZM68 206H67V205ZM126 204V203H125ZM124 204V205H125ZM164 204V203H163ZM168 205H169V203H167ZM207 204V203H206ZM210 204V203H209ZM208 204V205H209ZM217 204V203H216ZM216 204H215V206H216ZM223 204V203H222ZM26 205V204H25ZM41 205H40V207H41ZM45 205H46V203H45ZM54 205V204H53ZM71 205V204H70ZM73 205V204H72ZM144 205L146 208L149 206V205ZM152 205L153 204H151V206H149V208L150 207H152ZM155 205V204H154ZM165 205V204H164ZM170 205L167 207V205L166 206H163L162 205V202L160 203V205H158V207H156L155 206V208H157L156 210L158 211V212H156L155 210H154V213L153 214H155V215H157V216H170L171 215V217H175V215H178L179 213V211L177 212V210H175V209H177L176 207H174V209L173 208H171L170 207ZM184 205V204H183ZM182 205V206H183ZM186 205V204H185ZM191 205H193V206H191ZM190 206L193 208L194 206H196L195 205V203L194 204H191ZM225 205V204H224ZM224 205H222L223 207H224ZM1 206H2V204H1ZM22 206V205H21ZM36 205H34V207H35ZM44 206V205H43ZM67 206V207H66ZM126 206V205H125ZM124 206V207H125ZM134 206L132 207V208H134ZM137 206V205H136ZM137 206V209L139 210L140 209V207H138ZM179 206V205H178ZM189 206V205H188ZM218 206V205H217ZM22 207H25V206H22ZM21 207V208H22ZM33 206L31 207V208H34ZM37 207H39V206H36L35 208H37ZM46 206H44V208H45ZM49 207H52V206H49ZM48 207V208H49ZM72 207V206H71ZM126 207H128V206H126ZM173 207V206H172ZM191 207H189V208H191ZM197 207H200L199 206V204H198V206ZM226 207V206H225ZM224 207V208H225ZM4 208V207H3ZM26 208H29V205H28V207H26ZM34 208V209H35ZM43 208V207H42ZM42 208H39V209H42ZM57 208V207H56ZM74 208V207H73ZM122 208V209H121ZM136 208V207H135ZM142 208V207H141ZM149 208H147V209H149ZM183 208L184 209H186L187 208V205H186V207H184L183 206ZM182 208V209H183ZM192 208L191 209H189V210H191L192 211ZM201 208V207H200ZM199 208V209H200ZM202 208V209H203ZM207 208V207H206ZM211 208V207H210ZM216 208V207H215ZM219 208V207H218ZM38 209V210H39ZM46 209V208H45ZM128 209V208H127ZM129 209H131V208H129ZM137 209H136V211H134L135 212V214H133V217H134V215H136L137 216V214L136 213H141V212H138L137 211ZM154 209V208H153ZM198 209V210H199ZM201 209V210H202ZM212 210H213V208H211ZM226 209V208H225ZM225 209H223L222 211H225ZM6 210V209H5ZM26 210V209H25ZM28 210V209H27ZM44 210V209H43ZM56 210V209H55ZM70 210V209H69ZM68 210V211H69ZM72 210V209H71ZM141 210H143V209H141ZM152 210V209H151ZM188 209H187V211H189ZM196 210V209H195ZM194 210V211H195ZM207 209H205V211H206ZM215 210V209H214ZM220 211H221V208L219 209ZM4 211V210H3ZM42 211V210H41ZM50 211H53V210H49L48 209V212H50ZM63 211V210H62ZM127 212H128V210H126ZM126 211H124V212H126ZM153 211V210H152ZM197 211V210H196ZM211 211V210H210ZM218 211V210H217ZM220 211H219V215H220ZM222 211H221V213H222ZM122 212V213H121ZM126 212V213H127ZM131 212V211H130ZM184 212V211H183ZM199 212H201V214H202V211H199ZM227 212V211H226ZM230 212V211H229ZM2 213V212H1ZM0 213V214H1ZM52 213H56L55 211L54 212H52ZM151 212H150V210H149V215H151L150 214ZM181 213V212H180ZM207 213H209V212H207ZM207 213L205 214V216L207 215ZM4 214V213H3ZM6 214V215H7ZM51 214V213H50ZM57 214H58V212H57ZM60 214V215H61ZM138 214V215H139ZM142 214V213H141ZM141 214H140V216H141ZM148 214V213H147ZM182 214H184V213H182ZM181 214V215H182ZM188 214V212L185 214V215H187ZM190 214V213H189ZM188 214V215H189ZM199 214V213H198ZM210 214V213H209ZM218 214V213H217ZM216 214V216H215V218L217 217L218 218V215ZM227 214V213H226ZM5 215V214H4ZM7 215V216H8ZM52 215V214H51ZM55 215V214H54ZM149 215H146V216H149ZM154 215V216H155ZM187 215V216H188ZM191 215L193 216L194 214H190V216L188 217V219H190L191 218ZM215 215V214H214ZM228 215V214H227ZM231 215V214H230ZM3 216V215H2ZM129 216V215H128ZM153 216V215H152ZM154 216L152 217L153 219H154ZM197 215H195V217H196ZM202 216H204V212H203V214H202ZM205 216H204V218H205ZM210 216H212V215H210ZM209 216V217H210ZM224 215H222V217H223ZM229 216V215H228ZM48 217V216H47ZM151 217V216H150ZM200 216H197V218H199ZM207 217V216H206ZM230 217H232V216H230ZM53 218V217H52ZM51 218V219H52ZM58 218H59V216H58ZM57 218V219H58ZM130 218H132V216L130 217ZM155 218H156V216H155ZM164 218V217H163ZM185 218V217H184ZM187 218V217H186ZM196 218V220H199V219H197ZM225 218V217H224ZM226 218H227V216H226ZM50 219V218H49ZM54 219V218H53ZM60 219V218H59ZM136 219V218H135ZM145 220H146V222H147V218H144ZM157 220H159L158 219V217L156 218ZM162 218H160V220H161ZM167 219V218H166ZM173 219V218H172ZM180 219V216H179V218L177 219V220H179ZM201 219H202V217H201ZM206 219V218H205ZM204 219V220H205ZM208 219H211V218H208ZM219 219H221V218H219ZM232 219V218H231ZM132 220H134V218L132 219ZM160 220H159V222H157V223H160ZM184 219L182 218V221H183ZM186 220V219H185ZM204 220H202V221H204ZM207 220V219H206ZM205 220V221H206ZM222 220V219H221ZM220 220V221H221ZM26 222V224L27 223H30L29 225H27V227L25 226H23V227H18L17 226V224L19 223V222ZM52 221V220H51ZM142 220H140V222H141ZM162 221V220H161ZM166 221V220H165ZM169 221H171V220H169ZM182 221H180L179 223H178V221H177V224H179V225H176V223H175V225L176 226H180L181 225V228L180 227H178V229L180 230V229H183V228H185L186 227V223L184 224V226H183V223L184 222H182ZM192 221V220H191ZM193 221L195 222V220L193 219ZM192 221V222H193ZM201 221V220H200ZM210 221V220H209ZM209 221H207V222H209ZM211 221H213L214 222V218H213V220L211 219ZM219 221V220H218ZM222 221H224V220H222ZM228 221V220H227ZM229 221H231V220H229ZM58 222H59V220H58ZM151 222H152V220H151ZM172 222H175V220L174 221H172ZM172 222H169L170 224H172ZM188 222H190V221H188ZM206 222V223H207ZM212 222V223H213ZM12 223H14V224H12ZM51 223V222H50ZM154 223V222H153ZM161 223H163V221L161 222ZM166 223H168V222H166ZM168 223V224H169ZM202 223V222H201ZM205 223V222H204ZM215 223V222H214ZM214 223H213V227H209V228H207L208 229V231H210L212 228H214ZM225 223H226V221H225ZM11 224V225H10ZM22 224H24V223H22ZM132 224V225H131ZM168 224H166V226H168ZM196 224H198V223H196ZM199 224H200V222H199ZM224 224V223H223ZM230 224V223H229ZM237 224V225H238ZM19 225V224H18ZM25 225V224H24ZM150 225H153L152 223H150ZM174 225V224H173ZM172 225V226H173ZM202 225H204V224H202ZM201 225V226H202ZM222 225V224H221ZM224 225H226V224H224ZM149 226V225H148ZM148 226H147V228H148ZM158 226V224L156 225V227ZM164 226V225H163ZM162 225H161V227H163ZM165 226V227H166ZM182 226H183V228H182ZM189 226V225H188ZM195 226V225H194ZM199 226L200 225H198V226H196L197 228H199ZM201 226H200V228H201ZM205 226V225H204ZM211 226H212V224H211ZM223 226V225H222ZM230 226V225H229ZM1 227V226H0ZM31 227H33V228H31ZM155 227V228H156ZM159 227H160V224H159ZM173 227H175V226H173ZM192 227V226H191ZM191 227H189V230L191 229ZM238 227V226H237ZM149 228H151V226H149ZM153 228H154V226H153ZM167 228H169V227H167ZM193 228V227H192ZM218 228V227H217ZM220 228V227H219ZM1 229V228H0ZM152 229V228H151ZM170 229H172V228H170ZM170 229H167V230H170ZM174 229H176V228H174ZM177 229V230H178ZM187 229V228H186ZM203 229V228H202ZM202 229H201V231H202ZM221 229V228H220ZM229 229V228H228ZM227 229V230H228ZM232 229V228H231ZM231 229H229L228 231L230 232V230ZM234 229V228H233ZM237 229V228H236ZM156 230H158V229H155V231ZM163 230V229H162ZM176 230V231H177ZM193 230V229H192ZM222 230V229H221ZM220 230V231H221ZM223 230H226V229H223ZM227 230H226V232H227ZM16 231V230H15ZM16 231V232H17ZM151 231V230H150ZM160 231V230H159ZM171 231V230H170ZM170 231H168L167 233H165V234H168ZM176 231H173V232H176ZM182 231V230H181ZM200 231V232H201ZM213 231V230H212ZM237 231V230H236ZM1 232V231H0ZM15 232V233H16ZM161 232V231H160ZM163 232V231H162ZM166 232V231H165ZM180 232V231H179ZM179 232H178V234H179ZM211 232V231H210ZM214 232H216V230H214ZM218 232V231H217ZM225 232V233H226ZM11 233V232H10ZM14 233V232H13ZM18 233V232H17ZM21 233V232H20ZM180 233H183V232H180ZM187 233V232H186ZM192 233V235H191V237L193 236V231L191 232ZM195 233V232H194ZM197 233V232H196ZM199 233V232H198ZM204 233V232H203ZM220 233V232H219ZM218 233V234H219ZM223 233V232H222ZM19 234V233H18ZM24 234V233H23ZM170 234H172V232L170 233ZM174 234V233H173ZM200 235L202 234V233H199ZM209 234V233H208ZM224 234V233H223ZM231 234V233H230ZM6 235V234H5ZM9 235V234H8ZM7 235V236H8ZM25 235V234H24ZM169 235V234H168ZM180 235V234H179ZM183 235H185V233L183 234ZM187 235V234H186ZM185 235V236H186ZM205 235H206V231H205ZM222 235V234H221ZM11 236H12V233H11ZM13 236H14V234H13ZM16 236V235H15ZM158 236H159V238H158ZM167 236V235H166ZM170 236V235H169ZM174 236H176V235H174ZM196 236V235H195ZM0 237H2V236H0ZM5 237V236H4ZM17 237V236H16ZM19 237H20V235H19ZM26 237H28V236H26ZM180 237V236H179ZM190 237V236H189ZM205 237V236H204ZM204 237H199V236H197L196 238H197V240L199 239V238H202V240H203V238ZM208 237H210V236H208ZM216 237V236H215ZM214 237V238H215ZM218 237H222V236H218ZM6 238H8V237H6ZM13 238V237H12ZM29 238V237H28ZM170 238V237H169ZM186 238V237H185ZM195 238V237H194ZM207 238V237H206ZM223 238V237H222ZM1 239V238H0ZM20 239V238H19ZM23 239V238H22ZM21 239V240H22ZM147 239V240H146ZM176 239H180V238H176ZM182 239V238H181ZM219 239V238H218ZM7 240V239H6ZM15 240V239H14ZM167 240V239H166ZM170 240H171V238H170ZM183 240H184V238H183ZM187 240V239H186ZM186 240H184V241H182V242H184V243H186L185 241ZM206 240V239H205ZM207 240H209V239H207ZM210 240H211V238H210ZM223 240V239H222ZM5 241V240H4ZM3 241V242H4ZM169 241V240H168ZM168 241H166V242H168ZM188 241V240H187ZM190 241V240H189ZM196 240H194L193 241V243L195 242ZM201 241V240H200ZM217 241V240H216ZM215 241V242H216ZM7 242V241H6ZM17 242H20V241H18V239H17V241L15 242V243H17ZM22 242V241H21ZM20 242V243H21ZM24 242V241H23ZM30 242V243H31ZM171 242V241H170ZM172 242H176V241H174V240H172ZM198 242V241H197ZM209 242V241H208ZM213 243H214V241H212ZM1 243V242H0ZM13 243V242H12ZM12 243H10V244H12ZM29 243V242H28ZM192 244V241H191V243L190 242H187V244ZM200 242H198V244H199ZM203 243H205V241L203 242ZM218 243V242H217ZM220 243V242H219ZM18 244V243H17ZM178 244V243H177ZM177 244L175 245L176 247H177ZM181 244V243H180ZM196 244V243H195ZM198 244H197V246H198ZM205 244H207V242L205 243ZM211 244V243H210ZM209 243L206 245L207 246V248H208V245H210ZM3 245H4V243H3ZM15 245V244H14ZM21 245H24V244H22L21 243ZM29 245V244H28ZM27 245V246H28ZM31 245V244H30ZM29 245V246H30ZM200 245V244H199ZM203 245V244H202ZM217 245V244H216ZM225 245V244H224ZM224 245H223V247H224ZM11 246V245H10ZM160 246V247H159ZM169 246H171V244L169 245ZM172 246H174L173 245V243H172ZM182 246V245H181ZM184 246V245H183ZM196 246V247H197ZM201 246V245H200ZM205 246V245H204ZM219 246V245H218ZM220 246H222V244H220ZM219 246V247H220ZM262 246V247H261ZM3 247V246H2ZM105 247V246H104ZM155 247V249L156 250H154L153 248ZM162 247V248H161ZM167 247V246H166ZM165 247V248H166ZM192 247V246H191ZM193 247H195V246H193ZM196 247H195V250H196ZM209 247H212V245L211 246H209ZM216 247V246H215ZM225 247H227V246H225ZM7 248H8V246H7ZM12 248V247H11ZM14 248V247H13ZM23 248V247H22ZM28 248V247H27ZM30 248H31V246H30ZM29 248V249H30ZM164 248V249H165ZM173 248V247H172ZM175 248V247H174ZM184 248V247H183ZM182 247H181V250L183 249ZM201 248H203V247H201ZM206 248V249H207ZM212 248H214V247H212ZM228 248H230V245L228 246ZM232 248V247H231ZM6 249V248H5ZM15 250H16V248H14ZM26 249V248H25ZM32 249V248H31ZM32 249V250H33ZM101 249V248H100ZM99 249V250H100ZM110 249V248H109ZM113 249H111V250H113ZM171 249V248H170ZM169 249V250H170ZM188 249V248H187ZM192 249V248H191ZM191 249H190V252H191ZM210 249V248H209ZM221 249V248H220ZM224 249V248H223ZM2 250H4V247H3V249H1V247H0V252H2ZM11 249H9V251H10ZM22 250V249H21ZM98 250V249H97ZM102 250V249H101ZM104 250V249H103ZM169 250H168V252H169ZM194 250V251H195ZM199 250H200V247H199ZM198 250V251H199ZM203 250V249H202ZM201 250V251H202ZM226 250H227V248H226ZM236 250H235V252H236ZM6 251H7V249H6ZM26 251V250H25ZM27 251L29 252V250L27 249ZM26 251V252H27ZM118 251H117V253H118ZM172 251V250H171ZM170 251V252H171ZM183 251V250H182ZM207 251V250H206ZM221 251V250H220ZM228 251H230V249H228ZM227 251V252H228ZM233 251V250H232ZM11 252H12V250H11ZM17 252V251H16ZM19 252V251H18ZM98 252H100V251H98ZM97 252V253H98ZM111 253H112V251H110ZM115 252V251H114ZM124 252H126V251H124ZM162 252V251H161ZM164 252V251H163ZM167 252V253H168ZM173 252V251H172ZM178 252H180V251H178ZM184 252V251H183ZM189 252V251H188ZM187 252V253H188ZM196 252V251H195ZM208 252V251H207ZM213 252V251H212ZM211 252V253H212ZM216 253L217 252H219V251H217V249H216V251H215ZM234 252V253H235ZM238 252H236V254H238ZM22 253H25V252H22ZM21 253V254H22ZM32 253V252H31ZM97 253H96V255H97ZM101 253V252H100ZM98 254L99 256L101 255V254ZM104 253V252H103ZM121 253V252H120ZM123 253V252H122ZM193 253V252H192ZM196 253H198V252H196ZM209 253H210V250H209ZM224 253H226V252H224ZM12 254H14V250H13V252H12ZM110 254V253H109ZM113 254V253H112ZM116 254V253H115ZM173 254V253H172ZM171 254V255H172ZM177 254V253H176ZM185 254V253H184ZM188 254H190V253H188ZM199 254V253H198ZM197 254V255H198ZM203 254V253H202ZM206 253H205V251H204V254L203 255H205ZM213 254V253H212ZM212 254H210V256L212 255ZM219 254H220V252H219ZM221 254H223V253H221ZM241 254H243V252L241 253ZM25 255H28V254H25ZM32 255V254H31ZM30 255V256H31ZM85 255V256H86ZM96 255H95V257H96ZM118 255H120V254H117V256ZM124 255V254H123ZM125 255H126V253H125ZM160 255V254H159ZM165 255V254H164ZM163 255V256H164ZM170 256V258H171V255H169V254H166V256ZM191 255H193V254H191ZM196 255V254H195ZM194 255V256H195ZM200 256H201V253L199 254ZM198 255V256H199ZM206 255H208V254H206ZM234 255V254H233ZM245 255V254H244ZM83 255H81V257H82ZM122 256V255H121ZM160 256H162V255H160ZM165 256V257H166ZM176 256V255H175ZM177 256H178V254H177ZM183 256V255H182ZM194 256H192V258L194 257ZM198 256H196L195 258L198 260L199 258H198ZM223 256V255H222ZM226 256H227V254H226ZM236 256H238V255H236ZM241 256V255H240ZM248 256V255H247ZM25 257V256H24ZM27 257V256H26ZM79 257V256H78ZM84 257V256H83ZM82 257V258H83ZM91 257V256H90ZM102 257V256H101ZM209 257V256H208ZM217 256H215V258H216ZM7 258V257H6ZM30 258V257H29ZM81 258V259H82ZM96 258H98V257H96ZM95 258V259H96ZM104 259H105V257H103ZM117 258V257H116ZM115 258V259H116ZM123 258H125V257H123ZM169 258V257H168ZM194 258V259H195ZM205 258V257H204ZM220 258H222V257H220ZM223 258H225V257H223ZM233 258V257H232ZM239 258V257H238ZM5 259V258H4ZM25 259V258H24ZM23 259V260H24ZM27 259V258H26ZM32 259V258H31ZM80 258H78V260H79ZM86 259V258H85ZM102 259V258H101ZM107 259H109L107 256H106V259L104 260V261H107ZM125 259H127V257L125 258ZM172 259V258H171ZM175 259H177L176 257H175ZM179 259V258H178ZM186 258H183V260H185ZM189 259H190V256H189ZM193 259V260H194ZM245 259H248L247 257L245 258ZM87 260V259H86ZM89 260H91V258L89 259ZM110 260V259H109ZM108 260V261H109ZM167 260H169V259H167ZM174 260V259H173ZM173 260H169V261H172L173 262ZM180 260V259H179ZM204 260H206V259H204ZM236 260V259H235ZM25 261V260H24ZM30 261V260H29ZM80 261V260H79ZM96 262L97 261H99L98 259L97 260H95ZM117 261L118 260H116V263L115 264H117ZM120 261V260H119ZM127 261V260H126ZM178 261V260H177ZM182 261V260H181ZM189 261V260H188ZM208 261V260H207ZM211 261H212V258H211ZM210 261V262H211ZM220 261L221 262H223L222 261V259H220ZM226 261V260H225ZM228 261V260H227ZM226 261V262H227ZM230 261H232V260H230ZM234 261V260H233ZM241 261H242V259H241ZM250 261V262H251ZM0 262H1V259H0ZM7 262V261H6ZM88 262V261H87ZM94 262V261H93ZM110 263H111V261H109ZM128 262V261H127ZM128 262V263H129ZM165 262V261H164ZM163 262V263H164ZM172 262H170L171 264H172ZM199 262H201V259H199ZM199 262H196V260H195V262L194 263H196V264H199ZM249 262V263H250ZM25 263V262H24ZM31 263V262H30ZM29 263V264H30ZM104 264H106L105 262H103ZM125 263V262H124ZM182 263V262H181ZM187 263V262H186ZM212 263V262H211ZM218 263V262H217ZM225 263V262H224ZM228 263V262H227ZM231 263V262H230ZM236 263V262H235ZM235 263H232V264H235ZM1 264V263H0ZM5 264V263H4ZM7 264H9V263H7ZM76 264V263H75ZM91 264V263H90ZM97 264V263H96ZM123 264V263H122ZM173 264H174V262H173ZM188 264V263H187ZM207 264V263H206ZM215 264V263H214ZM219 264H221V263H219ZM237 264V263H236ZM250 264H252V263H250Z\"/></svg>",
  "mask_w": 264,
  "mask_h": 264
}]
</instances>
